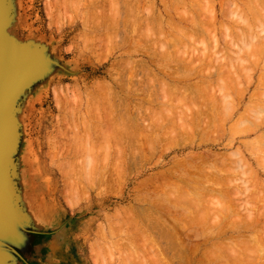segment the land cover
Instances as JSON below:
<instances>
[{
    "label": "rangeland",
    "instance_id": "rangeland-1",
    "mask_svg": "<svg viewBox=\"0 0 264 264\" xmlns=\"http://www.w3.org/2000/svg\"><path fill=\"white\" fill-rule=\"evenodd\" d=\"M45 1H47V0H8V2H7V5H8V11H9V16H8V18H10V20H9V22L7 23V24H3L2 25V30H3V32L7 35V36H9L10 35V37L14 40V41H16V43H21L22 45L24 44V45H27L28 47H33V48H35V50H40V49H42V53L45 55V57H46V60L43 62V64L44 65H46V66H48V71L47 70H45V73L44 72H41V73H39V77L37 78V81L36 82H34L26 91H23L21 94H20V98H19V100H18V102H17V105H15L14 106V108H13V111H12V114L15 116V113L17 114L16 115V117H15V123H14V126H15V129H16V131H17V148H16V150H15V153H14V155H13V162H12V165L14 164V162L16 161V160H18V161H16L15 162V173L19 170V167H20V170L21 171H19V185H20V187H19V185L17 184V180H18V178L16 179L15 177H17V176H13V175H11V178H12V181H13V183H14V186H15V189H17V190H19L18 191V196H19V198H16V205H17V207H18V212L19 213H21L22 215H21V217H23V211L21 210V206H24L23 208L25 209V211H27L28 213H29V209L31 210L30 211V213H31V215H29L30 216V218L32 219V221L33 220H36V222H38V224L40 225V226H37V227H32V226H30L28 223H26L25 221H24V224H22L21 226H22V228H24L25 230H27L28 231V233H29V235L30 236H28V238H27V242L29 243V244H32L33 242L37 245V247H38V244H40V245H42L43 247H39L38 249H37V252H34L33 253V250H32V248H31V246H29L28 248H27V250L22 254L21 252H18V251H16L17 253H18V257L17 256H15L14 255V260H12V261H14L16 264H129V262H126L127 260H129V259H133V258H129V259H126V258H123V257H126L129 253H130V247H129V245L131 244H133V243H135V241L134 242H127L128 240H127V236H129L128 234H127V232H130L129 230L131 229V227L133 228V224L135 223L134 221H137V220H135L134 218H139V220L136 222L137 224H138V222H139V224H140V226L139 227H141L142 229L144 228V230H146V227H147V230L146 231H148V228L152 225L153 227H151L152 228V230L153 229H155V227H156V225L155 224H158L157 223V212L156 211H158V209L157 208H159L158 207V203H162V200L163 199H165V198H162L161 199V197H163V196H161L160 197V195L162 194V195H164L163 193H161L160 195L158 194V193H155V194H148V193H152V191H150V192H147V191H145V190H143V185H147L148 183H150V182H148L149 180H154L155 181V179H156V177H159L158 176V174L160 173V174H162L161 172H164L165 171V169L167 170L168 168H170V167H172L173 165H177V164H173V163H175L174 161H177L176 163H178V165H180L178 168H177V170H179L180 172H179V174H180V176L184 179L185 178V181L189 184V181H187L188 179V177H189V179L190 178H193L194 180H196L197 178H198V176H195V175H197V174H190V175H188L189 173L188 172H190V169L192 168V166H194V165H197V162H199V161H207L208 163H210L211 165L212 164H214L213 163V161H215V159L217 158L216 156H218V155H220V157L222 156L223 158H224V160H222L221 162H222V167L225 165V167H224V169L221 167L220 168V170H223V171H221V176H222V178H221V181L222 182H217L219 179H217V181L216 180H214L213 181V183H215V181H216V185L215 186H213L214 184L213 183H211V182H209L208 183V185H206L205 184V187L207 188V189H209V191L207 190V192L209 193V194H206L207 192H205L206 190H204L203 192L205 193H203V195H205L204 196V198H203V195H201L202 196V199H200V197H198V196H200V195H198V192H196L197 193V195H196V193L194 192L193 193V191H192V193H190V195H192V196H195L194 198L195 199H198L199 198V200H198V202L200 201V200H202L201 201V203H204V205L202 204L201 206H200V208H201V210L202 211H204V212H201L200 213V209L198 208V210L197 211H199V212H197V215H198V217H199V214H202V213H204V215H203V217L206 215V213H207V216H205V220H206V223H204L205 222V220L203 221V223H200V221L197 223L196 221V223L198 224V225H196V226H193V225H195L196 223L195 222H193V220H191V222L190 223H195V224H193V225H191V224H189V229L188 228H186V230L188 229V231H190V230H192V231H190V232H188V231H185V227H187V222H184L183 221V223H185V224H183L182 223V225H181V221H179V223L178 222H174V224L175 223H178V224H180V225H178V227L176 226H174L172 223H169L170 225L169 226H171V224H172V229L171 228H168V232L170 233L171 231L172 232H174V233H172L171 232V235L168 233V232H165L164 234H163V236L161 235L162 234V231H163V229H160V228H157L156 230H158V231H160V230H162V231H160L159 233H160V235H157V234H159L157 231V233L153 230V231H151V229L149 228V231H151V232H153V235L152 236H154V238L153 239H155V238H157L158 239V237H161V238H165V240H164V246L163 247H165V242H166V237H169V235L171 236V238H172V235H173V237H179V238H173L172 240L174 241H171L170 240V242H173V243H175V244H177V246L175 245V247H177L178 248V246H179V244L181 245V242L180 241H182V245L180 246V248H178V249H180V251L178 250V249H176L175 251H179V252H181L182 253V250L184 251V253H182V254H185V257H186V255H188L187 257H186V259H185V261H186V263H188V264H210L211 263V261H210V256L208 255V254H214V256H212V257H214L215 258V253H214V251L216 252V254L217 253H219V251L218 250H216L217 248H219L220 246L219 245H217L216 246V243H217V241L218 242H221L220 243V245L222 244V247L224 246V249L222 248L221 249V252L219 253V254H217L216 255V257H219V255H221L220 256V258L221 257H227L228 258V256L230 255V258H226V261L228 262V260H229V262L227 263L225 260H221L220 262L218 261V260H216V262H214V264H218V263H220V264H235L236 262L238 263V264H244L246 261H251V262H248V264H256L257 262H259V260H260V262L259 263H257V264H264V258H262V257H264L263 255H264V249H263V247H264V242H263V240H264V227H262V226H264L263 224H264V216H262L261 218H259L260 217V215H262L261 214V212L260 211H262V208L264 209V207H263V203H264V200H263V196H264V166L261 168V166L262 165H264V162H262L261 164H260V162H261V159H260V161H258L257 159H258V157L260 158L261 157V155L259 154V150L257 149L258 147H256V145H257V143H256V140H254V138L256 137V135L258 134V133H256V132H253L252 130V132L250 131V132H245L244 134L243 133H240V132H244L245 131V129L243 128L244 126L246 127L247 126V124H245V125H243V127H242V125H241V128L239 127L238 129L239 130H236V128H234L235 130H236V132L237 131H240V132H238V133H236L235 131H234V129H233V131L231 132V130H230V132L231 133H233L234 135H233V137H232V134H229V132L227 133V134H225L226 132H224V134H225V136H223L222 135V132H223V130L224 131H228V128H230V125H232V123L234 124V121H235V117H236V119H237V117L239 116V113H241L242 114V112L244 111V108H248V107H252V105H253V103L255 102H250V99L249 98H251L252 97V95L255 93L256 94V84H258V92H257V94L259 93V92H261V93H263L264 92V79L262 78V77H264V74H263V72H264V68H263V66H264V56H262V57H260V56H258V58H256L255 57V60H257L255 63H254V58L252 57V56H249V51H248V49L246 50V48L247 47H245V44H247V45H249V43H246L245 42V40H243L244 41V43H241V42H243L242 41V36L241 35H243V33L246 31V28L244 27L243 28V26H241V22L240 21H238V20H234V19H237V18H231V17H229L230 19H232V21H236L235 23H233L232 21H230L229 20V18H228V16H230V15H228L227 16V14H229V13H224V14H226L225 16H223V14L222 15H217V16H215L216 17V21H215V26L213 25V26H211V25H208V24H211V22H212V19L211 20H208V21H210V23L209 22H207L208 24L206 25L205 23L206 22H204V24H201V22L202 21H205V18H206V14L208 13V11L210 12V9H208L207 10V13H206V11L205 10H203L204 9V7H202V5H203V3H205L203 0V2L201 1V3L202 4H200L201 6H200V8L202 7V9H201V11H200V9L199 8H197L196 6H195V4H197V2H194V3H189L188 5L190 6H193L192 7V9L190 8V9H187V8H185L186 6H184V5H180V8H178L177 7V10H179L178 12L180 13H177L178 15L177 16H181L182 14H183V16H184V18L186 17V15L187 14H190V16H191V19H189L190 17L189 16H187L188 18L187 19H189V20H194L195 18L197 19V22L195 23L194 22V24L196 25V27H200L199 25H198V22H199V20H198V18L200 17V21L201 22H199V24L200 25H203V27L204 28H199L200 30H201V32H203L204 31V29H205V27H206V29H205V31L207 30V28H209L210 27V29L212 28V27H215L214 29H216V32L212 35V36H214L215 34V37L217 38H215L214 37V39L211 41V39H210V37H212V36H205V34H207L205 31H204V33H203V35L201 34L200 36H199V34L198 33H196V34H198V36L196 35H194L193 36V38L195 37V40L192 38V40L190 41V39H189V37H188V35H186L187 37H188V39H189V41L187 40V38L186 37H184L185 35H183L182 37H180V38H178L177 40H175V42L177 43V45H179L180 44V46H179V48H177V50L175 49L176 48V43H174L175 45H173V42H172V37L170 38V36H168V35H166V39H167V37H169V39L171 40V42H172V46H174L173 48H170V51H169V53H171V51H172V56H173V58L174 57H177V55H178V57H177V59H181V57H179V55L180 56H182V57H184L183 59H182V61H184L185 59H189V57L192 59V55H193V57L194 56H196L197 55V57H198V54H199V57L197 58H195L194 57V59H192L193 60V62H195L194 64H196L197 66L199 65V68L196 66L195 68H197V70L199 69H203V67H201L200 68V66L202 65L203 66V62L202 61H204V59H202L203 57L206 59H208V53H209V51H211V49L212 48H214V44L212 43L214 40H216V41H218V44H219V47H218V49L217 50H219V52L220 53H218L217 54V52H214V50L212 49V51L214 52V53H216V55L218 56L219 54V58L217 59L218 61H216V63L214 62V60H216V58L217 57H215L214 56V60L213 59H211V57H210V59H208V60H210V62L206 59V68H204L203 70H202V74L203 73H205L204 74V76H205V79L207 78V81L208 82H210L211 80H212V82H214L215 81V83H216V80L215 79H219V80H217L218 82H220L219 84H218V82H217V84L220 86V84H223V86H225L226 84L229 86V78H228V76H227V73H229V72H227V71H225L227 68H228V66H229V64H230V66H229V68H228V70L229 69H231L232 68V65H234L235 64V66H236V64H237V71H236V69L234 70L235 71V73L236 74H238L240 77H239V79L240 80H238V79H236V80H238L237 82L236 81H234V84H237V83H240V85L238 86V85H236V87H237V89L239 90H237L238 92H240V93H236L237 91L236 90H233V91H235V93H233L232 91H230L229 93H227L228 94V96H225V97H227L228 99H226L225 98V100H227L226 102H228L229 103V99L231 98V101H233L234 100V102H235V104H234V106L233 107H235L234 109H235V111H233L234 112V114H232L234 117H230V118H228L226 115L227 114H229L230 115V112H231V110L233 109H230V112L228 113L227 111L228 110H226L225 109V106H227V103H225V102H223V103H225V105L221 102V101H223L222 99H220L219 100V98H218V96H220V95H218V94H222L221 92H218V91H216V92H210V94L208 93V94H205V95H207V96H209V97H211L210 99L209 98H207V100H205V99H202L203 97L202 96H199V95H197L196 96V99H198V101L200 102H197L196 104H198L197 106H196V104L194 103L195 102V100L196 99H194V97H192V98H190V97H185V99H183L184 98V96L181 98L182 99V101H184V100H187V101H191V100H193V101H191L192 103H190V102H185L186 104H188V105H186L185 103L184 104H182L181 103V101H179L180 100V97L178 96H174V95H172V97L174 96V98L173 99H175L176 97V103H173L174 105H172L171 103L173 102V101H175V100H173L172 99V97L171 96H169V95H165V98L164 97H162L161 95H160V100H161V97L162 98H164L165 99V101H164V99L162 100V101H164V102H167V103H165V106L163 105V102L160 104V105H162V106H164V107H162V108H160V111H162V112H159V109H158V111L156 110L157 108H156V106H154V105H151L150 106V109L148 110V111H150V112H148V114H149V117H147V116H145L146 114H144V116L145 117H147L146 119H150L151 117H152V119H151V122L149 121V120H147L146 122H145V124L148 126V127H150L151 126V124H152V122H153V124H154V122H155V124L153 125L154 127H155V125L157 124V122H160V120H162V124H161V126H162V129H164V130H161L160 131V133L158 134V135H156V136H158V140L157 139H153V143H154V153H153V151H150L151 153L150 154H154V156L153 155H151V157H149V152L146 154V153H144L145 155H146V157H145V155L143 154V152L140 154L139 152H141V151H144L145 149H143L142 148V145H143V140L142 139H138L137 137H132L131 138V140H130V138H128V137H126V134H123V135H125V136H122L120 139H119V141H118V143L121 141V143L122 144H118V146H116L115 144H113V142L112 141H108L107 140V136L105 137L104 135H106V127L107 126H109L108 124H106L107 123V121H108V117H106L102 112V108H96V107H93V106H91V105H94L93 103L96 101V98H94L95 97V95H96V93H95V91L96 90H94V88L95 87H92V85L94 84V82L95 81H103V82H108L109 83V81H113V79L114 80H116L117 81V79H122V78H119V76H118V74H117V72H116V74H117V76L114 74V71L112 72V71H110L111 70V68H112V65L116 62V61H118V60H120L121 59V49H119L118 47H123L125 44H123V46H122V43L124 42V43H126V45H128L127 47H132V45H131V43H130V38L132 37H135L136 36V34H138V32H140V30L137 32H133V34H129V32H131V29H132V31L135 29H137L135 26H133V20H132V18L130 19V17H126V15L124 16L125 18H129L130 20H132V21H129L128 19L126 20L125 18H124V20H126L127 22H128V24L129 23H131V25L133 26H131L132 28L130 29V25H125L126 24V22H124L125 24H124V28H125V26H128V27H126L125 28V31H127V30H129L130 29V31H128V34L129 35H127L126 37H128V39L127 38H125V34H123L125 31H123L124 30V28H123V26H122V28H119V27H121V26H119L118 27V30L119 29H121L120 30V33H118L119 31H113L112 30V33H114L115 35H116V33H117V37L118 36H120L121 38L123 37V35H124V39H123V41H122V39L120 38V37H116V36H114V34L112 35V33L111 34H109V35H112V41L111 42H109L110 40H106V46L104 45V42L103 41H105L104 39H105V35H104V33L103 32H105V34L107 33V32H111V31H109L110 29L108 28V30H107V27L104 29H102L103 31L101 32V34L103 33V37H104V39H102V36H101V39L103 40H101L103 43H101L102 45L97 49V50H93L94 49V47L92 48L91 47V49H87V47L89 46V45H87L86 43L88 42H86L85 41V39L87 40V38H88V36L89 35H86L85 37L86 38H83L84 36H83V29L87 26V28H88V26L89 27H91L92 26V24L90 25V21H93L92 19H91V17L89 18L88 17V14L87 13H89L90 14V12L88 11V12H86L88 9L87 8H83L82 7V5L80 6L79 4H78V6H76L75 4H77L79 1L78 0H76L75 1V4H71L70 6H68L69 8H66V9H64V10H62V12H61V14H60V16L58 17V18H55V17H53L52 15H55V12H53V14H51V16H52V18L50 17H48V15L47 14H49L50 12H48L47 11V9H46V5H45ZM153 1V0H152ZM157 4L160 2V0H154ZM168 0H164V2L167 4L168 2V4L167 5H170V2L172 1H168ZM225 1V0H224ZM224 1H223V7H224ZM228 0H226V2H227ZM235 1V0H234ZM237 1V0H236ZM239 1H240V3H239ZM249 1V3L252 1V0H248ZM248 1L247 0H238L237 1V4L235 5V9H234V12H236L237 13V9L236 8H238V6L237 5H239V7H242L243 5V7H246L247 5H249V3H248ZM263 1V0H262ZM81 2H83L84 3V0L83 1H80L79 3L81 4ZM86 2L88 3V2H90V0H86L85 1V6L87 5L86 4ZM233 2V0L231 1V3ZM82 3V4H83ZM132 3H133V0H132ZM134 3H135V0H134ZM211 4H212V2H210ZM209 2L208 3H206L204 6H206V8L208 7V5L207 4H210ZM236 3V2H235ZM242 3H243V5H242ZM247 5H246V4ZM264 3V2H263ZM194 4V5H193ZM226 4H230V2H228V3H226ZM226 4H225V7H227L226 6ZM233 4H234V2H233ZM233 4H230L229 6H228V9L230 10L231 8H232V6L234 7V5ZM242 6H241V5ZM45 5V6H44ZM84 5V4H83ZM199 5V4H198ZM197 5V6H198ZM213 6H214V4H212ZM232 5V6H231ZM75 6L77 7V8H75ZM80 6V7H79ZM184 6V7H183ZM189 6H188V8H189ZM190 6V7H191ZM210 6V5H209ZM230 6H231V8H230ZM263 6H264V4H263ZM262 6V7H263ZM181 7L183 8V9H181ZM194 7H196L195 8V10L196 11H198L197 9H199V11L198 12H203V15H201L202 13H199L201 16H197V13L198 12H194ZM199 7V6H198ZM212 7V6H211ZM215 7V6H214ZM222 7V8H223ZM224 7V8H225ZM71 8V9H70ZM74 8V9H73ZM205 8V9H206ZM224 8H223V10H224ZM76 9V10H75ZM78 9V10H77ZM83 9V10H82ZM217 9L218 8H216L215 10L217 11ZM227 9V10H228ZM258 9V8H257ZM11 10V11H10ZM177 10H176V12H177ZM187 10H190L191 12H192V10H193V14H191V13H189ZM227 10H225L224 12H228ZM233 11V10H232ZM264 11V10H263ZM11 12V13H10ZM48 12V13H47ZM144 12V11H143ZM183 12H185L186 13V15H184V13ZM234 12H230V14H232V15H235V13ZM211 13V12H210ZM258 13H260V11H258ZM257 13V14H258ZM264 12H262V14H263ZM86 16V18L87 19H91V20H87L86 22H90L89 24L88 23H86L85 25L86 26H84V27H82L81 26V23L83 22V21H85L86 20V18L84 17V18H82L84 15ZM195 14V15H194ZM257 14H256V16H257ZM130 15V14H129ZM212 15H213V13H212ZM212 15H210V18L212 17ZM231 15V16H232ZM260 15H261V13L260 14H258V17H259V20L260 21H258L256 18L254 19V17L252 18H250L249 19V17L247 16V18L245 17V19H248V20H245L246 22L247 21H249L250 22V26H249V28H251V31H255L254 33L253 32H251V36H253V39H254V36L255 35H257V32L262 28L261 26H264V14H263V17L261 16L260 17ZM183 16H181V17H183ZM193 16H196L195 18L193 17ZM208 16V15H207ZM205 17V18H204ZM225 17V18H224ZM237 17V16H236ZM194 18V19H193ZM202 18H203V20H202ZM209 18V19H210ZM218 18V19H217ZM220 18H221V20H220ZM149 19V18H148ZM148 19H146L147 20V22H149V23H151L150 24V26L148 25L149 23H146V21L142 24V25H140V22H138L139 23V25H137V23H136V25H137V27L138 26H142L141 28L140 27H138V29H141V30H147L148 32H149V30H148V28L150 29V27L151 28H153L152 27V25H154V23H153V21L152 20H150V21H148ZM254 19V20H253ZM72 20V21H71ZM123 20V19H122ZM222 20H223V22H225V23H227L226 25H229V26H227V28L228 27H230V29L232 28V27H234V30L235 29H237V30H239L238 32H236V30L234 31L233 30V28L231 29V30H229V28H228V31L230 32L228 35L229 36H231L232 35V38H234L235 40L236 39H238V37H239V35H240V39L239 40H241V41H239V40H237V42H235V40H234V42H233V40H232V44H233V47L235 46V45H237V46H235L236 47V49H237V51H238V46L240 47V50L239 51H241V49H243V51H247L246 52V54H245V52H242L243 54H241L240 52H238V53H240V55L238 56V54H237V51H236V49H235V47L233 48L232 47V45H230L229 46V44H230V42H231V39H230V37H228L226 34V32H227V30H226V34L224 33V29H226V25L224 26V28L223 27H221V29H219V21H221L220 23H221V25L223 24V22H222ZM229 20V21H228ZM261 22V24L259 23L258 24V22ZM228 21V22H227ZM255 21L257 22V24H255ZM230 22H232V23H230ZM237 22H240V24L238 23V26H236L237 24ZM85 22H83V24H84ZM135 23V22H134ZM145 23L148 25V28L146 29L145 27L143 28V26L145 25ZM224 23V24H225ZM254 23V24H253ZM213 24V23H212ZM223 24V25H224ZM236 24V25H235ZM248 24V23H247ZM194 25V26H195ZM198 25V26H197ZM222 25V26H223ZM243 25V24H242ZM256 25H260V27H258L257 28V30H255V27H257ZM117 27V26H116ZM116 27H114V29L116 28ZM135 27V28H134ZM196 27H194V28H196ZM238 27V28H237ZM243 28V29H239V28ZM253 27V28H252ZM86 28V29H87ZM193 28V29H194ZM197 28V29H198ZM127 29V30H126ZM197 29L194 31V32H196L197 31ZM210 29H209V31H210ZM213 29V30H214ZM218 29V30H217ZM264 29V28H263ZM261 30L260 32H258V33H260L259 34V36L260 35H263V33H264V30ZM82 32H81V31ZM155 30V28L154 29H150V32L149 33H147V37L151 34V31H154ZM203 30V31H202ZM212 30V29H211ZM223 31V32H220V31ZM241 30H243L242 31V34H240L241 33ZM107 31V32H106ZM199 31V30H198ZM197 31V32H198ZM248 31V30H247ZM85 32V31H84ZM116 32V33H115ZM123 32V33H122ZM143 32V31H142ZM156 31H154V33H155ZM166 32H168V31H166ZM82 33V34H81ZM126 33V32H125ZM200 33V32H199ZM211 33H212V31H211ZM210 33V34H211ZM224 33V38L221 36L222 34ZM237 33V34H236ZM252 33H253V35H252ZM127 34V33H126ZM152 34H153V32H152ZM156 34V33H155ZM210 34H208V35H210ZM239 34V35H238ZM247 34V32H245V35ZM250 34V33H249ZM255 34V35H254ZM85 35V34H84ZM108 35V33H107V35L106 36H109ZM130 35H132V36H130ZM135 35V36H134ZM142 35H145V32L144 33H142ZM142 35H141V37H142ZM154 35V34H153ZM152 35V37H154ZM248 35V34H247ZM246 35V36H247ZM91 36V40H92V34L90 35ZM114 36V37H113ZM130 36V37H129ZM138 36V35H137ZM136 36V37H137ZM139 36H140V33H139ZM138 36V37H139ZM151 36V35H150ZM238 36V37H237ZM245 36V37H246ZM258 36V35H257ZM111 37V36H110ZM107 38V39H111V38ZM135 37V39H137ZM144 37V36H143ZM146 37V36H145ZM204 39H203V38ZM226 37H228L229 38V41H228V38L226 39ZM243 37H244V35H243ZM250 37V36H249ZM249 37H247L246 38V41L247 40H249L248 38ZM261 37V36H260ZM259 37V38H260ZM263 37H264V35H263ZM262 37V38H263ZM140 38V37H139ZM185 38H186V40H185ZM213 38V37H212ZM225 39L226 41H224V40H221V39ZM256 38V37H255ZM262 38H260V39H262ZM90 38H88V40H89ZM117 39V40H116ZM121 39V42L119 41ZM166 39L164 40V41H166ZM169 39H168V43L170 44L171 42L169 41ZM184 40V42L182 41V40ZM210 39V40H209ZM244 39V38H243ZM258 39V38H257ZM256 39V40H257ZM129 42L128 44H127V42ZM84 41H85V45L87 46H85L84 45ZM107 41H108V43H110V44H107ZM132 41V40H131ZM143 41V40H142ZM141 41V42H142ZM181 41H182V46H181ZM194 41H198L197 43L196 42H193ZM200 41V42H199ZM207 41V42H206ZM250 41H252L251 40V38H250ZM255 41V40H254ZM260 41V40H259ZM259 41H257V42H259ZM119 42L121 43V45H118V47H116L117 45V43L119 44ZM167 42V41H166ZM211 42V43H210ZM225 42H226V44H225ZM227 42H229V43H227ZM239 42V43H238ZM248 42V41H247ZM256 42V41H255ZM260 42H263V40L262 41H260ZM26 43V44H25ZM33 43V44H32ZM41 43V44H40ZM112 43V44H111ZM203 43V44H202ZM31 44V45H30ZM90 44V46H93L94 44H92L91 42L89 43ZM142 44V43H141ZM164 44H165V42H164ZM186 46H185V45ZM191 44V45H190ZM202 44V45H201ZM217 43H216V45H218ZM256 43H254L253 42V45L254 46H256L255 45ZM110 45V46H109ZM125 45V46H126ZM171 45V44H170ZM227 45V46H226ZM252 45V44H251ZM250 45V46H251ZM82 46H84V47H82ZM90 46H89V48H90ZM106 48H108V49H106ZM161 46V45H160ZM204 46L206 47V49H202V48H204ZM213 46V47H212ZM225 46H226V48H225ZM159 47V46H158ZM178 47V46H177ZM181 47V48H180ZM216 47V46H215ZM231 49H230V48ZM242 47H244V48H242ZM82 48H84V51L82 50ZM157 48V47H156ZM165 48V47H164ZM163 48V49H164ZM169 48H168V50H169ZM183 48H184V50H183ZM186 48H188V49H186ZM253 48V47H252ZM87 49V50H86ZM131 49V48H130ZM151 49V48H150ZM152 49H154V48H152ZM173 49V50H172ZM179 49V50H178ZM190 49H192V50H190ZM194 49V50H193ZM210 49V50H209ZM215 49V48H214ZM227 49V50H226ZM93 50V51H92ZM109 50V51H108ZM182 50V51H181ZM224 50V51H223ZM108 51V52H107ZM180 52V53H178V52ZM188 51V52H187ZM191 51V52H190ZM192 51L194 52L195 51V55H194V53H192ZM204 51V52H203ZM208 51V53H207V55L205 54V52H207ZM212 51H211V53H212ZM216 51V50H215ZM83 52V53H82ZM93 52V53H92ZM175 52H176V54H175ZM190 52V53H189ZM186 53V54H185ZM196 53H198V54H196ZM236 53V54H235ZM42 54V55H43ZM94 54V55H93ZM121 54V55H120ZM171 54H169V55H167L168 57H167V59L169 60L170 58H172L170 55ZM173 54H175V55H173ZM184 54V55H183ZM202 54H205L206 55V57L205 56H202ZM213 54V53H212ZM223 54V55H222ZM189 55V56H188ZM211 55V54H210ZM243 55V56H242ZM187 56V57H186ZM200 56H202V58H200ZM213 56V55H212ZM232 57V58H231ZM237 57H240L242 60V62H243V58H244V62H243V64L241 63V61L239 60L240 58H238V60H237ZM260 57V58H259ZM132 59H134L135 61H138L139 59L140 60H142V54L140 55V54H136L135 56H132L131 57ZM172 58V59H173ZM200 58V62H197L198 60H196V59H199ZM223 58V59H222ZM236 58V59H235ZM252 58V59H251ZM172 59H171V61H172ZM221 60V63L219 62L220 60ZM232 59V63H234V64H232L231 65V63L229 62L230 60ZM250 59V60H249ZM144 60L146 61L147 60V58H144ZM166 60V59H165ZM164 60V61H165ZM176 60V59H175ZM195 60V61H194ZM235 60V61H234ZM173 61H174V59H173ZM187 61V60H186ZM207 61H208V64H207ZM213 61V62H212ZM236 61H237V63H236ZM239 61H240V63H239ZM185 62V61H184ZM223 62V63H222ZM246 62H247V64H248V66H247V64H246ZM260 62V63H259ZM200 63H202L201 65H200ZM227 63H229L228 64V66H227V68H226V65H224V64H227ZM245 63V64H244ZM256 63L257 64H259V65H257V66H255L256 65ZM154 64V63H153ZM215 64H216V67H215ZM238 64H240V65H238ZM207 65H208V68H209V71H208V68H207ZM214 65V66H213ZM221 65H223L225 68H224V71L225 72H222L223 70H222V68H223V66H221ZM243 65V66H242ZM250 65V66H249ZM242 66V68L244 69V67H245V69L243 70L242 68H240ZM205 67V66H204ZM215 69H214V68ZM221 67V68H220ZM231 67V68H230ZM235 67H233L232 69H234ZM239 68H240V71H239ZM250 68V69H249ZM252 68V69H251ZM257 68V69H256ZM218 71H217V70ZM222 71H221V70ZM231 69V71H233ZM247 69H249V71L247 70ZM115 70H118V69H115ZM182 70H183V72H182ZM181 71H180V74H182V75H180L179 74V76L181 77H184L185 75H187L188 74V72L186 71L187 69H182ZM243 70V71H242ZM47 71V72H46ZM185 71V72H184ZM204 71V72H203ZM213 71V72H212ZM245 71V72H244ZM120 72V71H119ZM118 72V73H119ZM182 72V73H181ZM206 72H209V73H206ZM217 72H219L218 73V76L216 77L215 76V73H217ZM238 72V73H237ZM251 72V73H250ZM113 73V74H112ZM213 73V74H212ZM225 73V74H224ZM234 73V74H235ZM240 73V74H239ZM244 73V74H243ZM249 73V74H248ZM111 74V75H110ZM184 74V75H183ZM206 74H208L207 76H206ZM235 74V75H236ZM262 76H261V75ZM119 75H121V77H122V74H119ZM209 75H210V77H209ZM214 75V76H213ZM225 75V76H224ZM220 76V77H219ZM221 76H222V78H221ZM227 76V77H226ZM237 76V75H236ZM250 77V78H248V77ZM252 76V77H251ZM258 76H261V79L258 77ZM110 77H113V78H111L112 80H110ZM212 77V78H211ZM234 75H233V80H235L234 79ZM223 78H225L223 81H225L226 80V78H227V83H222V79ZM236 78V77H235ZM238 78V77H237ZM260 79V80H257V79ZM208 79H210V80H208ZM250 79H251V81H250ZM119 82H122V80H118ZM117 81V82H118ZM207 81H206V83H207ZM258 81V82H257ZM212 82H210V83H212ZM236 82V83H235ZM248 82V83H247ZM214 83V84H215ZM208 84V83H207ZM263 84V85H262ZM216 85V84H215ZM226 85V86H227ZM242 85V86H241ZM249 85V86H248ZM261 85V86H260ZM79 87L78 88V90H76V88L77 87ZM94 86V85H93ZM225 86V87H226ZM231 86V85H230ZM229 86V87H230ZM76 87V88H75ZM156 87H157V85H156ZM155 87V90L154 91H156V90H158L157 88ZM222 88V87H221ZM66 89L68 90V91H66ZM223 89H224V87H223ZM230 89V88H229ZM228 89V90H229ZM61 90V91H60ZM73 90V91H72ZM85 90H86V92H85ZM94 95H92L93 97H90V95H91V93H88L89 91ZM92 90V91H91ZM231 90V89H230ZM255 90V92H253ZM260 90V91H259ZM215 91V90H214ZM227 91V89L225 90V92ZM61 92V93H60ZM95 94H94V93ZM224 92V91H223ZM64 93L66 94V95H64ZM211 93H215V96L213 95V94H211ZM260 93V94H261ZM62 94V95H61ZM72 94H74V95H72ZM86 94H89V95H86ZM226 94V95H227ZM238 94V95H237ZM242 94H243V97H242ZM257 94H256V96H257ZM70 95L71 96V99H70V96L68 97V96ZM202 95V94H201ZM204 95V94H203ZM214 96V98L215 97H217V98H213V96ZM216 95H218V96H216ZM237 95V96H236ZM239 95H241V97L239 98ZM56 96H57V98H56ZM62 96H65L66 98H67V100H70L69 102L67 101L66 102V105L65 106H67V107H65L64 106V99H65V97H62ZM73 96H75V97H73ZM86 96H88L89 98H90V100H88V102H93V103H90V104H88V102H87V106H89V107H93L94 108V110L93 111H91L92 110V108H90L91 110H89V111H91V114H93L92 112H95V110L96 109H100L99 111H102L100 114H101V116L102 115H104V117H105V119H103V117H102V119L104 120V121H106V122H104V121H102L101 123H102V125L104 126V128H103V130H105V131H102V129L101 130H99L98 129V127L96 126V125H94V127H93V124H96L95 122V120L97 119L96 117H97V115H95L94 116V114L93 115H91V116H94L95 117V119H93L91 116V119H89V117H87V114H89V111H85V109H86V100L88 99V97H86ZM166 96H168V97H170V98H168V100H167V98H166ZM224 96V95H223ZM230 96V97H229ZM259 96V95H258ZM76 99L77 101H78V98H79V103L80 104H82V106L76 101H74L75 103H77L76 105H78V107H75V108H72V107H74L75 106V103L74 102H72L74 99ZM201 97V98H200ZM238 98V100H240V99H242V102L241 101H237V98ZM64 98V99H63ZM187 98V99H186ZM200 98V99H199ZM236 100H235V99ZM55 99L57 100V99H59L60 100V102L61 103H57L56 101H55ZM63 99V100H62ZM95 99V100H94ZM169 99H170V101H169ZM211 99H214V101L213 100H211ZM216 99L218 100L217 101V103L220 105L221 104V106H219L218 104H216V106L218 107L219 106V108L220 107H222L224 110H225V113L227 112V114L225 115V113L221 110L222 108H220V110H218L219 112H222L220 115L217 113H215V115H218V116H216L215 117V119L216 120H218L219 121V123L221 124H219L218 122H216V126H213L212 128H205V129H202L203 131H204V133H203V131H202V133H201V131H197L196 129H194V131H193V129L192 130H189V129H185V127L183 128V126L182 125H180V123H182V124H184V126L186 125L185 123H187V121L188 120H191L192 118L191 117H193L192 115H193V113H195L194 114V117L193 118H195V116L196 117H200L201 118V116H199V112H200V114H201V112L203 111V109H207L209 106H210V104L212 105V103L213 102H216ZM224 99V98H223ZM91 100H94V101H91ZM167 100V101H166ZM205 100V101H204ZM210 100V101H209ZM82 101V102H81ZM172 101V102H171ZM204 101V102H203ZM213 101V102H212ZM230 101V102H231ZM63 102V103H62ZM168 102H170V105L171 106H169V103ZM203 102V103H202ZM210 102V104H208ZM233 102V103H234ZM236 102L238 103L237 104V106L238 105H240L241 107H239V109H237V106H235L236 105ZM67 103H68V105H67ZM71 103H73V106H72V104ZM206 103V104H205ZM55 104H58L57 106L55 105ZM61 104H63L62 106H60ZM70 104H71V106L72 107H70ZM176 104H179L178 106H176ZM195 104V106H193ZM166 105L167 106H169V107H166ZM60 106V107H59ZM69 106V107H68ZM94 106H96V105H94ZM186 106V107H185ZM201 106V107H200ZM246 106V107H245ZM248 106V107H247ZM16 107V108H15ZM62 107V108H61ZM80 107H81V109H80ZM100 107H102V106H100ZM151 107L153 108V109H151ZM172 107H174V108H172ZM196 107V108H195ZM198 107H199V109H200V111L198 110ZM206 107V108H205ZM64 108V109H63ZM67 108V109H66ZM70 108H72V109H70ZM78 108V109H77ZM88 108V107H87ZM96 108V109H95ZM169 108V109H168ZM170 108H171V110H170ZM176 108V109H175ZM218 108V109H219ZM241 108V109H240ZM19 109V110H18ZM69 109H70V112H68L69 111ZM89 109V108H88ZM87 109V110H88ZM119 109H121L120 107H118V110ZM164 109H166V110H164ZM172 109H174V110H172ZM211 108H208L207 109V111H206V113H208V111L210 110ZM233 109V110H234ZM238 111H240V112H237V110ZM67 110V111H66ZM78 110H80L79 112H78ZM109 110V109H108ZM108 110L106 109V111L108 112ZM117 110V109H116ZM154 110H156V111H154ZM170 112H169V111ZM195 110V111H194ZM196 110L198 111V112H196ZM247 110V109H246ZM71 111H73V112H71ZM74 111H75V113H77V114H74ZM120 111V110H119ZM119 111H116L115 112V110H114V112H115V114L117 113L118 114V116H117V120H118V117H119V120H121L120 121V125H122V126H124V124H125V122L127 123L128 121L127 120H129L130 121V116H127V117H129V119H127V117H126V112H123V111H121V113L123 112V113H125V114H123L122 113V116L120 115V112ZM165 111V112H164ZM172 111V112H171ZM175 111V113H173ZM177 111V112H176ZM178 111H179V113H180V116H179V113H178ZM181 111V112H180ZM194 111V112H193ZM64 112V113H63ZM68 112V113H67ZM88 112V113H87ZM96 112H97V110H96ZM107 112H106V115H107ZM119 112V113H118ZM151 112H153L152 114H150ZM155 112V113H154ZM157 112H158V114H159V116L158 115H156L157 114ZM166 112L167 113H172V114H170L169 116H168V114H166ZM182 112H183V114H182ZM185 112V113H184ZM210 112V111H209ZM216 112H217V110H216ZM232 112V113H233ZM80 114V117L78 118V115ZM98 113V112H97ZM96 113V114H97ZM110 113V112H109ZM146 113V112H145ZM160 113L162 114V115H160ZM163 113H165V114H163ZM178 113V114H177ZM224 113V115L225 116H223L222 114ZM238 113V114H237ZM70 116L71 114L72 115H74L73 117H74V121H79L78 123L79 124H77V127H78V125H79V127H80V124H81V129H80V131H81V133H79V137H80V134H82L81 136L82 137H84L83 139H84V141H82V142H78V140L76 141V144L78 143V145H81V146H78L77 145V153L78 154H76L77 155V157H76V155L74 156L75 157V159H74V157L72 156V157H70V159L69 160H65V163L66 162H68L69 164L70 163H72L73 161H74V164H71V169H69V167H70V165H68L67 164V167L66 166H64V168L63 169H61V170H59L58 171V168H56V164H58V162L56 163V161L55 160H52L51 162H50V160L49 159H51L50 157H49V155L51 154L50 152L52 151H50L49 150V147H48V145H47V143L48 144H50L51 142H50V140H47V139H49V136L51 135V132H52V130H53V125L56 123V121L59 119V118H62L63 116H67L68 118H69V116ZM99 114V113H98ZM114 114V113H113ZM210 114V113H209ZM20 115V116H19ZM84 117L85 115H86V117L84 118V119H86L85 121L87 122V120L88 121H90L88 124H89V129H90V124H91V122H93V124H91V129H90V132L91 133H89V134H83V132L84 131H82L83 130V128H84V125H83V123H84V120H82V116ZM90 115V114H89ZM109 115V114H108ZM120 115V116H119ZM151 115H154V116H151ZM164 115V116H163ZM178 116V118H177V116ZM185 115H187V116H185ZM214 115V116H215ZM228 115V116H229ZM237 115V116H236ZM18 116V117H17ZM114 116V115H113ZM155 116H156V118H155ZM164 117V120L162 119V117ZM173 116H175L174 118H173ZM185 118H184V117ZM190 116V117H189ZM209 116V115H208ZM212 116V115H211ZM122 117V118H121ZM123 117H126V119L124 118L123 119ZM153 117L155 118V119H153ZM158 117H161V119H159ZM169 117H170V120H169ZM217 117H219L218 119H217ZM222 117V118H221ZM224 117V118H223ZM228 118V119H226V118ZM80 118H81V120L83 121V123H81L82 121L80 120ZM172 118V119H171ZM180 118V119H179ZM203 119H204V117H202ZM213 118V117H212ZM145 119V120H146ZM158 119H159V121H158ZM166 119V120H165ZM168 119V120H167ZM176 119V120H175ZM187 119V121L185 122V120ZM222 119V121H220ZM231 119V120H230ZM116 120V121H117ZM118 120V121H119ZM125 120V121H124ZM153 120V121H152ZM156 120V121H155ZM172 120V121H171ZM173 120H174V122H176L177 123V125L179 124V127L181 126V132L179 131L180 129H179V127L178 128H176L175 127V123L173 122ZM225 120H226V122H227V120H230V121H228L227 123L225 122ZM116 121H114V122H116ZM117 121V122H118ZM123 121H124V123H123ZM131 121H133L132 119H131ZM164 121H166V122H164ZM232 121V122H231ZM54 122V123H53ZM76 122V123H77ZM116 122V123H117ZM147 122H149V123H147ZM179 122V123H178ZM20 123H22V124H20ZM101 123L99 122V125H98V122H97V125L98 126H102L101 125ZM119 123V122H118ZM117 123V124H118ZM133 123H135V125L133 124ZM86 124V123H85ZM88 124H86L87 126L85 127V128H87L86 129V133L87 132H89L88 130ZM105 124V125H104ZM115 124V123H114ZM117 124H115V126L116 127H118V125ZM129 124V123H128ZM133 124V125H132ZM136 124H137V126H136ZM149 124V125H148ZM219 124V125H218ZM222 124H223V126H222ZM131 125V126H130ZM130 125H128L127 126V124H126V126H124V127H122L123 128V130L125 131V129L128 127H130V132L132 133V131H136V133L138 132V134L137 135H139V131H137L138 130V128H139V126H138V123H136L135 121H133V122H130ZM157 125H159V124H157ZM156 125V126H157ZM169 125H172V127L170 126L169 127ZM18 126V127H17ZM83 126V127H82ZM102 126V127H103ZM147 126H146V128H147ZM167 126H168V128H170L169 130L167 129ZM99 127V128H100ZM101 127V128H102ZM138 127V128H137ZM164 127V128H163ZM175 127V128H174ZM248 128L250 127V125L249 126H247ZM84 128V129H85ZM94 128H97L98 130L97 131H93V129ZM106 128V129H105ZM109 128V127H108ZM127 128V129H128ZM137 130H136V129ZM174 128V130H172ZM187 128H189V127H187ZM243 128V129H242ZM247 128V129H248ZM110 129V128H109ZM109 129H108V132H109ZM114 129H116V131H118V132H120L121 131V129H120V131L119 130H117L118 128H115L114 127V125H113V131H114ZM126 129V130H127ZM175 129H177V130H175ZM253 129V128H252ZM170 130H172L171 131V133H170ZM242 130V131H241ZM244 130V131H243ZM76 131V130H75ZM74 131V132H75ZM100 131V133H98ZM101 131L103 132V136H101ZM123 131V132H124ZM163 131H164V133H163ZM169 131V132H168ZM174 131V133H172ZM175 131H177L178 132V134H176L177 132H175ZM183 131L185 132V133H183ZM191 131H193L195 134H196V132H198L196 135L193 133V132H191ZM104 132H105V134H104ZM115 132V131H114ZM118 132H115V133H118ZM129 132V131H128ZM168 132V134H170V136L169 135H167L166 133ZM188 132L189 133H191V134H188ZM215 132V133H214ZM258 132H260L261 133V131H258ZM121 133V132H120ZM125 133H127V131H125ZM130 133V134H131ZM134 133V132H133ZM187 133V134H186ZM259 133V134H260ZM90 134H91V137H90ZM98 134H99V136H98ZM109 134V133H108ZM130 134H128V136L130 135ZM164 134H165V136L167 135V137H165L164 136ZM175 135V137H173V135ZM192 134H194V135H192ZM220 134V135H219ZM239 134H242V135H239ZM70 135V134H69ZM89 135V142L87 143L86 142V140L88 141V139H86L87 138V136ZM115 135V134H114ZM119 136H120V134H118ZM122 135V134H121ZM164 136V138L166 139L167 138V140H165L164 138H163V136ZM179 136V138H178V136ZM183 135V136H182ZM185 135V136H184ZM186 135H190V136H192V138L191 137H189V136H186ZM231 135V136H230ZM238 135V136H237ZM95 136H97V137H95ZM109 136V135H108ZM182 136V137H181ZM195 138H194V137ZM225 137V138H223V137ZM81 137V138H82ZM86 137V138H85ZM100 137V138H99ZM103 137H105V138H103ZM110 137V136H109ZM108 137V138H109ZM131 137V136H130ZM139 137V136H138ZM173 137V138H172ZM185 137V138H184ZM47 138V139H46ZM81 138H79V139H81ZM125 138H128L132 143H130V141L128 140V139H125ZM136 138L138 139V140H136ZM171 138V139H170ZM175 138V139H174ZM183 138V139H182ZM76 139V138H75ZM92 139V140H91ZM98 139H100V140H98ZM105 140V141H103V140ZM110 139V138H109ZM135 139V140H134ZM168 139H170V141L168 140ZM194 139V141H192V140ZM256 139V138H255ZM46 140H47V142H46ZM98 140V141H97ZM135 141L134 143H133V141ZM139 140H140V142H139ZM161 140H163V142L161 141ZM173 140V141H172ZM190 140V141H189ZM231 140H233V141H231ZM246 140H247V142H246ZM99 141H101L100 143H98ZM125 141V143L123 144V142ZM129 141V142H128ZM185 141V142H184ZM243 141V142H242ZM248 141H250V142H248ZM255 141V142H254ZM91 142V143H90ZM103 142V143H102ZM161 142V143H160ZM176 142H178V143H176ZM190 142H193V143H191L190 144ZM207 142V143H206ZM231 142V143H230ZM239 142H241V143H239ZM255 144V146L252 144ZM102 143V144H101ZM129 143V145H127L126 146V144H128ZM135 143H136V145H135ZM140 143V144H139ZM142 143V144H141ZM152 143V144H153ZM172 143V144H171ZM201 143V144H200ZM205 143V144H204ZM217 143V144H216ZM229 143V144H228ZM246 145V147H245V145ZM101 144V145H100ZM190 144V145H189ZM194 144V145H193ZM226 144V145H225ZM241 144H243V145H241ZM251 144V145H250ZM84 145V146H83ZM87 145V147L85 148V146ZM89 145V146H88ZM97 145H99V146H97ZM104 145V146H103ZM112 145V146H111ZM113 145H115V146H113ZM130 145H133V147L132 146H130ZM256 147L255 149H254V147ZM103 146V147H102ZM110 147V149H109V147ZM122 146V147H121ZM125 146H126V148H125ZM135 146V147H134ZM153 146V145H152ZM177 146V147H176ZM231 146V147H230ZM48 147V148H47ZM91 147V148H90ZM95 147V148H94ZM97 147V148H96ZM101 147L103 148V149H101ZM104 147H105V151H104ZM127 147H128V149L131 147L132 149H129V151H127L128 149H127ZM138 147V148H137ZM249 147V148H248ZM26 148V149H25ZM85 148V149H84ZM122 148H124L125 150H126V152H125V150L124 149H122ZM135 148V149H134ZM139 148H140V150H139ZM141 148L143 149V150H141ZM152 148V147H151ZM165 148V149H164ZM171 148V149H170ZM108 149L110 150V153L108 152ZM114 149V150H113ZM117 149V151H119V149H121V151L122 150H124V151H122V152H125V155H124V153L122 154L123 156L121 157V159H120V161H119V165H116L117 163H116V161L115 162H113L114 161V158H116L115 156L118 154V157H119V154L120 153H117L115 150ZM137 149L139 150V151H137ZM153 149V148H152ZM49 150V151H48ZM85 150V151H84ZM87 150V151H86ZM89 150V151H88ZM107 150V151H106ZM136 150V151H135ZM252 151V154H250V152H247V151ZM113 151H115L116 152V154H115V152H113ZM120 151V152H121ZM132 151V152H131ZM148 151H149V149H148ZM236 151H238V153H240V154H236L235 156H236V159H234V161H233V158H234V153H236ZM254 151V152H253ZM106 152V154L104 155V153ZM107 152H108V157L106 156L107 155ZM128 152V153H127ZM133 152H135V153H137L138 152V154H135V156H134V153ZM234 152V153H233ZM50 153V154H49ZM114 153V154H113ZM140 154V155H139ZM149 154V155H148ZM194 155V156H192V155ZM227 156H225V155ZM229 154V155H228ZM232 154H233V156H232ZM103 155V156H102ZM133 155V156H132ZM143 155V156H142ZM191 157H190V156ZM225 157H224V156ZM19 158H18V157ZM87 156V158H85ZM95 156V157H94ZM142 156V157H141ZM229 156V157H228ZM239 156V157H238ZM23 157V158H22ZM132 157V158H131ZM197 159V161H196V159ZM199 157H201V158H199ZM219 157V156H218ZM240 158V160H241V162H240V160L238 159V158ZM243 157V158H242ZM17 158V159H16ZM88 158H89V160H90V162H89V160H88ZM120 158V157H119ZM119 158H117V159H119ZM136 158V159H135ZM148 158V159H147ZM151 158V159H150ZM222 158V159H223ZM228 158V159H227ZM242 158V159H241ZM125 161H124V160ZM178 159H179V161H178ZM181 159V160H180ZM182 159L183 160H185V163H183L184 161H182ZM221 159V158H220ZM20 160V161H19ZM73 160V161H72ZM97 160V161H96ZM113 160V161H112ZM116 160V159H115ZM132 160V161H131ZM134 160V161H133ZM144 160V161H143ZM160 160V161H159ZM236 160V161H235ZM246 160V162H244ZM69 161H71V162H69ZM88 161V162H87ZM122 161V162H121ZM182 161V163H180ZM238 161H239V163L241 164H239L238 163ZM259 163H258V162ZM18 162V163H17ZM78 162V163H77ZM123 164V165H121V163ZM157 162V163H156ZM188 164H187V163ZM226 162V163H225ZM227 162H229V163H227ZM237 162V163H236ZM243 162H244V164H243ZM52 163V164H51ZM86 163H87V166H89V167H87L86 166ZM88 163H89V165H88ZM92 163L94 164V165H92ZM111 163H113V165L111 164ZM231 163V164H230ZM247 165H246V164ZM23 164V165H22ZM50 164V165H49ZM76 164H78V165H76ZM80 164V165H79ZM106 164V165H105ZM182 164H184V165H182ZM238 165V167L236 166V165ZM251 164V165H250ZM12 165L10 166V167H12ZM21 165V166H20ZM75 165V166H74ZM91 165H92V167H91ZM114 166V167H112L113 168V170L111 169L110 170V168H111V166ZM220 165H221V163H220ZM243 165H246V166H243ZM261 165V166H260ZM94 166V167H93ZM117 166L119 167V166H121V167H119L118 168V170H117ZM189 166H190V168H189ZM227 166V167H226ZM233 166H235V167H233ZM247 166L249 167V168H247ZM72 167L74 168L73 170H72ZM76 167V168H75ZM240 167V168H239ZM244 167L246 168V169H244ZM84 168H86V169H84ZM124 168V169H123ZM25 169V170H24ZM67 170L68 169V171H63L62 172V170ZM82 169V170H81ZM92 169H94V170H92ZM101 169V170H100ZM114 169L116 170V171H114ZM121 169H122V171H121ZM229 169V170H228ZM240 171H239V170ZM242 169H244V170H242ZM70 170H71V172H70ZM89 170V171H88ZM125 170V171H124ZM232 170V171H231ZM246 170V171H245ZM250 170H252L253 171V173H251V171ZM263 170V171H262ZM49 171H52V175L49 173ZM62 173H61V172ZM72 171H73V173L75 174L76 172H77V174L76 175H73V173H72ZM79 171H81V172H79ZM111 171L113 172L112 174L113 175H111ZM120 171V173H118ZM184 171V172H183ZM236 171V172H235ZM238 171V172H237ZM59 172H60V174H59ZM87 174H86V173ZM93 172V173H92ZM96 172V173H95ZM115 172V173H114ZM223 172V173H222ZM233 172H235L234 173V175H232L233 174ZM263 172V174H261ZM64 173V174H63ZM68 173V174H67ZM71 173V174H70ZM107 173V174H106ZM225 173V174H224ZM251 173V174H250ZM67 174V175H66ZM100 174H101V176H100ZM159 174V175H160ZM223 174V175H222ZM231 174V175H230ZM185 175H187V176H185ZM261 175V176H260ZM81 176V177H80ZM226 178H225V177ZM73 177V178H72ZM101 177V178H100ZM123 177V178H122ZM154 177H155V179H154ZM53 178V179H52ZM88 178V179H87ZM219 178H220V176H219ZM227 178H229V179H227ZM233 178V179H232ZM102 179V180H101ZM148 179V180H147ZM187 179V180H186ZM192 179V180H193ZM222 179H224V181L222 180ZM227 179V180H226ZM257 179V180H256ZM54 182H53V181ZM64 180V181H63ZM191 180V179H190ZM236 180V181H235ZM78 181V182H77ZM92 181H93V183H92ZM101 181V182H100ZM108 181V182H107ZM144 181V182H143ZM229 181V182H228ZM231 181V182H230ZM232 181H233V183H232ZM69 182V183H68ZM73 182V183H72ZM75 182H77V183H75ZM91 182V183H90ZM142 182H143V184H142ZM186 182L184 183V184H186ZM224 182V183H223ZM83 184V186H82V184ZM89 183V184H88ZM104 183V184H103ZM145 183V184H144ZM219 183V184H218ZM70 184H72V185H70ZM74 184V185H73ZM80 184V185H79ZM88 184V185H87ZM101 184V185H100ZM183 184V185H184ZM209 184H210V186H213L214 187V189L215 190H218L217 188H222L224 185H226V186H224L222 189H220V190H218V191H216L215 193H213L212 191L214 190L212 187H209ZM211 184H213V185H211ZM218 184V185H217ZM224 184V185H223ZM236 184V185H235ZM187 185V184H186ZM190 185V184H189ZM188 185V186H189ZM232 185V186H231ZM260 185V186H259ZM138 186H141V189L142 190H140V187H139V189H138ZM149 186H150V184H149ZM208 186V187H207ZM221 186V187H220ZM227 186H229L231 189H232V191H231V189H228V188H226ZM71 188V189H70ZM205 188V189H206ZM226 188V189H225ZM263 188V189H262ZM75 189V190H74ZM77 189V190H76ZM137 189V190H136ZM213 189V190H212ZM70 190V191H69ZM167 190V189H166ZM210 190H212V191H210ZM214 190V191H215ZM223 190H225V191H223ZM238 190V191H237ZM263 190V191H262ZM72 191V192H71ZM138 191H139V193H138ZM169 190H167L166 191V193L168 194V193H173V192H168ZM221 191H223V196H220V194L222 193ZM228 191H229V193H228ZM74 192H77L76 194L74 193ZM143 192H144V194H143ZM220 194H219V193ZM225 192L227 193V195L225 194ZM231 192L233 193L232 195H231ZM69 193V194H68ZM72 193V194H71ZM164 193H165V190H164ZM217 193V194H216ZM74 194V195H73ZM159 195V198H158V195ZM214 194V195H213ZM219 194V195H218ZM230 194V195H229ZM71 195V196H70ZM166 195V194H165ZM169 195V194H168ZM168 195H166V197L168 196ZM206 195L208 196V197H206ZM210 195V196H209ZM17 196V197H18ZM25 196V197H24ZM145 196H146V199H145ZM157 196V197H156ZM170 196H171V194H170ZM169 196V197H170ZM172 196H174V195H172ZM171 196V197H172ZM154 197V198H153ZM165 197V196H164ZM212 197V198H211ZM232 197H234V198H232ZM263 197V198H262ZM141 198H143V199H141ZM205 198H206V201H205ZM228 198V199H227ZM19 199V200H18ZM69 199V200H68ZM139 199V203L137 202L136 203V201ZM153 199H154V201H153ZM158 199H161V200H159V202L157 203V201H158ZM167 199V198H166ZM230 199H232V200H230ZM262 200V202H260L259 203V201H261ZM140 200H142V202H140ZM155 200H157L156 201V205H157V207H156V205H154V204H151L152 202H155ZM211 200V201H210ZM20 201V202H19ZM25 201V202H24ZM149 201H150V203H149ZM164 201V200H163ZM205 201V202H204ZM228 201H230V204H229V202ZM28 202V203H27ZM146 203V204H142V203ZM147 202H148V204H150V205H152V207H153V205H154V209H152V207L150 206V205H148L147 204ZM197 202V201H196ZM213 202V203H212ZM21 203V204H20ZM212 203V204H211ZM196 204H199L200 205V202L199 203H196ZM231 204H232V206H231ZM235 204V205H234ZM128 206H131V208L129 209L128 208ZM148 206H150V207H148ZM159 206H161V204L159 205ZM163 206V205H162ZM173 206H175V205H169L168 207H167V210H168V208L169 207H171V208H169L173 213H175V214H171L172 215V217H175L176 215H177V212L180 214V212H182L181 214H183V213H186L187 211H186V209H185V207H183V206H175V207H173ZM204 206V207H203ZM28 207H29V209H28ZM136 207V208H135ZM165 207V206H164ZM181 208V211L179 210V208ZM46 208V209H45ZM144 208V209H143ZM145 208H148L147 210L145 209ZM155 208L157 209L156 211H154L155 210ZM162 207H160L159 208V212H161V209ZM172 208H173V210H172ZM121 209H124L123 211H121ZM139 209H141V211H142V216L144 215V219H143V217L142 216H140V213L138 214V211H140ZM150 209H152L153 211H154V213H156V214H154L153 212H152V210H150ZM127 210H129V212L127 211ZM131 210H132V212H131ZM150 212L151 211V213L153 214V216H151V213H148L149 214V219H148V217H146V214H147V212ZM170 210H168L167 211V214H168V212L170 211ZM209 210V211H208ZM46 211V212H45ZM120 212V214H117V213H115V212ZM146 212V214H145V212ZM175 211H177V212H175ZM180 211V212H179ZM211 211V212H210ZM219 211V212H218ZM224 211V212H223ZM229 211V212H228ZM42 212H44V213H42ZM209 212L211 213V215H209ZM49 213V214H48ZM124 213V214H123ZM131 213V214H130ZM132 213H134V214H137V216H139V217H135L134 216V214H132ZM188 213V212H187ZM216 213V214H215ZM217 213L219 214V215H217ZM222 213V215H220ZM229 213V214H228ZM262 213H264V211H262ZM44 214V215H43ZM166 214V215H167ZM180 214V215H181ZM224 214H226L227 215V217H226V215H224ZM134 216V223H132L131 221H132V219H131V216ZM155 215H156V217H155ZM170 215V216H171ZM175 215V216H174ZM217 215V216H216ZM264 215V214H263ZM44 216V217H43ZM184 216V215H183ZM201 216V215H200ZM209 216V217H208ZM35 217V218H34ZM202 217V216H201ZM213 217V218H212ZM226 217V218H225ZM34 218V219H33ZM47 218V219H46ZM128 218L129 219H131V221H129L128 220ZM146 218H147V220H149V221H151L150 219H152V218H154V219H152V222H148V221H146ZM156 218V219H155ZM221 220H219V219ZM251 218V219H250ZM254 218H255V220H254ZM260 219V222H259V219ZM46 219V220H45ZM213 219V220H212ZM256 219H257V221H256ZM263 219V220H262ZM141 220L143 221V222H141ZM157 220V221H156ZM250 220V221H249ZM49 221V222H48ZM153 221H155V222H153ZM171 221H173V220H171ZM216 221V222H215ZM222 221H223V224H222ZM129 222H131L130 223V226H129ZM147 222L150 224H148L149 225V227L148 226H146V224H147ZM167 222V221H166ZM209 222H210V224H209ZM250 222V225L248 224V223ZM258 222V223H257ZM153 223V224H152ZM167 223V224H168ZM199 223L201 224L200 226H199ZM212 223V224H211ZM214 223H216V224H214ZM219 223V224H218ZM225 223V224H224ZM255 223V224H254ZM138 224V225H139ZM143 224H145V225H143ZM202 224H204V225H202ZM207 224V225H206ZM258 224V225H257ZM136 225V224H135ZM137 225V226H138ZM183 225H186V226H184V228H182V226ZM190 225L193 227V228H195V229H193V228H191L190 227ZM215 225H216V228H214L215 227ZM217 225H219V227L217 226ZM222 225H223V227H225V228H222ZM250 227H249V226ZM253 225V226H252ZM130 227V229L129 230H127L126 231V229H128L127 227ZM137 226H136V228H137ZM146 226V227H145ZM155 226V227H154ZM168 226V227H169ZM179 226H181L180 228H182V229H178L179 228ZM198 226V227H197ZM203 226L205 227V229L206 228H208V231H207V229L206 230H204V231H207V232H204L203 231ZM214 226V227H213ZM231 226V227H230ZM236 226H237V228H236ZM243 226V227H242ZM248 226V227H247ZM257 226V227H256ZM175 227V228H174ZM210 227V228H209ZM235 227V228H234ZM241 227H242V229H241ZM248 228V230L249 231H246V229L245 228ZM252 227H253V229H255V231H259L260 233H261V235L259 234V232L257 233H255V231L252 229ZM260 229H259V228ZM135 228V227H134ZM139 229V228H137V229H139L136 233H141V231H142V229ZM199 228V229H198ZM202 228V229H201ZM256 228H258V229H256ZM171 229V231H169ZM210 229H212V230H210ZM223 229V230H222ZM263 230V231H260V230ZM115 230V231H114ZM133 230V229H132ZM131 230V231H132ZM143 230V231H144ZM220 231V233H219V231ZM226 230V231H225ZM232 230H233V232H232ZM254 231V233H255V236H254V238L252 237L253 235H254V233L252 232V231ZM109 231H111V232H109ZM145 231V232H146ZM177 231H182V232H177ZM185 231V232H184ZM201 231V232H200ZM223 231H224V233H223ZM241 231V232H240ZM246 231V232H245ZM250 231H251V233H250ZM113 232V233H112ZM133 232V231H132ZM155 232V233H154ZM203 232H204V234H203ZM224 234H222V233ZM238 232V233H237ZM135 232H133V234H134ZM136 233H135V235L134 236H136ZM147 233H150V232H147ZM167 233L169 234V235H167ZM176 233H179L177 236H176ZM183 233H185V234H183ZM187 233L188 234H190V235H187ZM217 233H219V234H221V235H217ZM241 233V234H240ZM126 234H127V236H126ZM144 234V233H143ZM152 234V233H151ZM156 234V235H155ZM226 234V235H225ZM237 234H239V235H237ZM256 234H259L260 236L259 237H261L262 235V237H263V239H262V244L263 245H261V243H260V240H258V236H256ZM112 235V236H111ZM139 235V234H138ZM146 235H149V234H144V236H146ZM164 235H167V236H164ZM175 235V236H174ZM185 237H184V236ZM203 235V236H202ZM207 235H208V237L210 238V239H208L207 238V240H206V237H207ZM240 235L242 236V235H245V237L244 236H242V238H244V239H242V238H240ZM134 236H132V235H130L129 237H132V239H131V241L132 240H134ZM139 236H141V235H139ZM151 236V235H150ZM150 236H147L146 237V239L145 240H147V238H151ZM156 236V237H155ZM158 236V237H157ZM231 236H233V238L231 237ZM128 237V239L130 240V238ZM137 237V236H136ZM184 239H183V238ZM216 239H215V238ZM222 237H224V238H222ZM230 237H231V240L234 242H232L231 240H230ZM138 238H140V237H138ZM160 238V240H162ZM163 238V239H164ZM186 238V239H185ZM214 238V239H213ZM220 238V239H219ZM235 238L236 239H238V238H240V239H242L241 241L242 242H240V240H235ZM249 238V239H248ZM257 239L258 241H259V243H260V245L261 246H258L259 245V243L257 242V244H256V248H255V251H251L250 249L248 250V247H247V243L249 244V246L251 247V249H254V248H252L253 246H255V245H253V244H255L254 242H256V240H254V239ZM136 239V238H135ZM141 239H143L142 237H141ZM141 239H138V241L139 240H141ZM152 239V240H153ZM157 239H155V241H156V243L155 244H157ZM170 239V238H169ZM224 239V240H223ZM176 240H178V241H176ZM180 240V241H179ZM204 240H205V242L207 241V243H204ZM223 240V241H222ZM225 240H227L226 242H225ZM246 240V241H245ZM252 240H254V241H252ZM136 241H137V239H136ZM154 241V240H153ZM158 241H159V239H158ZM199 241V242H198ZM228 241H230V243H233V245L235 244L236 245V243H235V241L236 242H238V245H239V243H242L243 245L241 246V245H239V246H241V247H244V243L246 244L245 245V247H247V249L245 248V250L243 249V248H240L239 250H238V246H235V247H237V249L234 247V246H232ZM245 241V242H244ZM248 241V242H247ZM139 242H141V241H139ZM162 244H161V243ZM160 242H158V244L157 245H159V246H162L163 245V242L162 241H160ZM184 242V243H183ZM214 242H216L215 244H213ZM229 243V245L230 246H232L233 248H235V249H233L232 247H230L229 245H227V244H225V243ZM244 242V243H243ZM247 242V243H246ZM115 243H117V245L115 244ZM130 243V244H129ZM161 245H160V244ZM166 243H168V241L166 242ZM186 243H187V245H186ZM150 244V243H149ZM154 244V245H155ZM169 244V243H168ZM195 244H199L200 245V247L199 246H197V245H195ZM204 244V245H203ZM215 245V246H213V248H211V245ZM119 245V246H118ZM130 245V246H131ZM156 245V246H157ZM173 245V244H172ZM173 245V246H174ZM227 245V246H226ZM132 246H137V244L135 243V245L133 244ZM150 247V245H146L145 246V250H146V247ZM155 246V247H156ZM187 246V247H186ZM192 246H193V248H192ZM219 246V247H218ZM228 246H229V248L232 250H230L229 248H228ZM263 246V247H262ZM127 247H129V251H123V249L125 250V248L126 249H128ZM147 247V248H148ZM155 247L153 248V251H156V252H158L159 251V248H160V251H161V247H157L158 248V251L157 250H155ZM169 247V245H167V249H165V250H162L161 252L162 253H164L165 251H166V255L164 256V258L165 257H167V253H168V255L169 256H171L170 254H172V252H173V254L172 255H174V258L176 259V261L175 260H173L172 258H173V256H172V258H171V260H172V262H179V261H181V257H179V255L180 254H178V257L180 258V259H178V258H176L175 257V254L177 255V253L175 252V254H174V251H172V250H170V247ZM172 247V246H171ZM175 247H173V248H175ZM183 247V248H182ZM194 247H199V248H194ZM208 247V249H210L209 251H210V253H207L206 252V248ZM215 247V248H214ZM227 247V248H226ZM249 247V248H250ZM259 247V248H258ZM109 248V249H108ZM138 248V247H137ZM156 248V249H157ZM187 250H186V249ZM205 248V249H204ZM132 249V248H131ZM134 249V248H133ZM150 249V248H149ZM148 249V250H149ZM152 249V248H151ZM185 249V250H184ZM192 249V250H191ZM194 249V250H193ZM196 249V250H195ZM202 249V250H201ZM244 250L245 252L246 251H249V252H247V253H245V252H243L244 253V255H243V253H241V252H239V253H241V254H239L238 256H237V252L238 251H242V250ZM256 249L258 250V251H256ZM259 249H261V250H259ZM110 250V251H109ZM123 252H122V251ZM137 250H139V248L138 249H136V253H138V251ZM148 250H146V251H148ZM170 250V251H169ZM219 250H220V248H219ZM236 250V251H235ZM238 250V251H237ZM40 251V252H39ZM132 251V250H131ZM141 252H143V254H144V252H145V254H146V251H142V250H140ZM152 251V250H151ZM152 251V252H153ZM158 252V254L160 253V255H161V252ZM168 251V252H167ZM172 251V252H171ZM186 251V252H185ZM197 251V252H196ZM204 251H205V253H204ZM212 251V252H211ZM218 251V252H217ZM223 251H224V253H223ZM225 251H227L226 253H225ZM228 251H230L231 253L228 255ZM233 251H235L236 252V254H235V252H233ZM108 252V253H107ZM132 252H134V254H136L135 253V250H133ZM131 252V253H132ZM140 252V253H141ZM152 252H151V254H152ZM203 252V253H202ZM233 252V253H232ZM253 252V253H252ZM262 252V253H261ZM123 253V254H122ZM126 253H128V254H126ZM154 254H156L155 252H153ZM192 253H193V255H192ZM249 253V254H248ZM258 253H260V254H258ZM35 254V255H34ZM133 254V255H134ZM139 254V253H138ZM149 254H150V252H149ZM154 254H152V256L151 255H149L150 257H154L153 255ZM204 254H207V255H204ZM224 254V255H223ZM235 254V255H234ZM247 254V255H246ZM250 254L252 255V256H254V257H250ZM123 255V256H122ZM132 255V256H133ZM137 255V254H136ZM147 256H148V253L146 254ZM146 255H144V258L146 257ZM223 255V256H222ZM235 256L234 258H233V256ZM241 255V256H240ZM248 255H249V257H248ZM129 256V255H128ZM132 256H130V257H132ZM149 256H148V258H146V261H147V259L150 261V259H152V258H150L149 259ZM163 256V255H162ZM205 256H207L206 258H204L203 259V257H205ZM232 256V257H231ZM134 257V256H133ZM142 257V256H141ZM140 257V258H141ZM182 257H184V255H182ZM192 257V258H191ZM223 257V258H224ZM238 257V258H237ZM240 257H242V260L240 259ZM243 257H244V259H243ZM259 257H260V259H259ZM136 258V257H135ZM164 258H162L163 260L162 261H164L163 263L164 264H167L168 263V261H170L171 262V260H168L167 258L164 260ZM191 258V259H190ZM207 258H210V259H207ZM237 259V260H234V259ZM126 261H125V260ZM203 259V260H202ZM213 259V258H212ZM217 259V258H216ZM219 259V258H218ZM240 259V260H239ZM254 261H253V260ZM256 259V260H255ZM137 259H135V262H137L136 264H139L140 263V261L141 260H143V258H141V260H139V257H138V261H136ZM178 260V261H177ZM198 260H200L199 262H198ZM201 260H202V262H201ZM133 261H134V259H133ZM144 261H145V259H144ZM182 261H184V259L182 260ZM182 261H181V263H182ZM185 261L183 262L184 264H185ZM189 261H191V263L189 262ZM197 261V262H196ZM215 261V260H214ZM241 261V262H240ZM242 261H245V262H242ZM131 262V261H130ZM134 262V263H135ZM139 262V263H138ZM201 262V263H200ZM210 262V263H209ZM218 262V263H217ZM226 262V263H225ZM232 262V263H231ZM255 262V263H254ZM263 262V263H262ZM133 263V262H132ZM131 263V264H132ZM144 263H146V262H144ZM180 263V264H181ZM182 263V264H183ZM247 263V262H246ZM245 263V264H246ZM8 264H10V262L8 263ZM141 264H143L142 263V261H141ZM147 264H149V263H147ZM168 264H172V263H168ZM176 264V263H175ZM179 264V263H178ZM211 264H213V262L211 263Z\"/></svg>",
    "mask_w": 264,
    "mask_h": 264
},
{
    "label": "bare ground",
    "instance_id": "bare-ground-1",
    "mask_svg": "<svg viewBox=\"0 0 264 264\" xmlns=\"http://www.w3.org/2000/svg\"><path fill=\"white\" fill-rule=\"evenodd\" d=\"M75 1L76 0H47V1H45L46 3H45V5H46V9H47V11L48 12H50L49 14H47L48 15V17L50 16L51 18H52V16L53 17H55V18H58L59 16H60V14H61V12H62V10H64V9H66V8H69L68 6H70L71 4H75ZM79 2L80 1H83V0H78ZM85 1L86 0H84V3L83 2H81V4L78 2L77 4H75L76 6H78V4L81 6L82 5V7L85 9V8H87L88 10L86 11V12H90V14L89 13H87L88 14V17L90 18L91 17V19L93 20V21H90L89 23H90V25L92 24V26L91 27H89L88 26V28H87V26L85 25L86 23H88V22H86L87 20L89 21V20H91V19H87L86 18V16L84 15L82 18H86V20L85 21H83V22H85L84 24H83V22L81 23V26L82 27H84V26H86L83 30L85 31H83V33L85 34H83V38H86L87 36L86 35H89L88 36V38H90L89 40H88V38H87V40L85 39V41L87 42L86 44L87 45H89L90 46V42L92 43V44H94L93 46H90V48H89V46L87 47L86 45H85V41H84V45L87 47V49H91V47L93 48L94 47V51L95 50H97L102 44L101 43H103L104 42V45L106 46V40H110L109 42H111L113 39H112V35L114 34V33H112V30L113 31H119L118 33H120V30L121 29H119L118 30V27L119 26H121V27H119V28H122V26H123V28H124V22H126V24L125 25H127L128 24V22L126 21L127 19L129 20V21H132L133 23V26H135L137 29L135 30H133L132 31V25H131V23H129L128 25H130L129 27H130V29H131V32H129V34H133V32H136L137 30L139 31L140 30V32H138V34H136V36L138 35L139 36V33H140V38L137 36H135L137 39H135V37H131L130 38V43H131V45H132V47H127L129 44V42H127L126 40V42H127V44L128 45H126V43H122L121 42V39H122V41H123V37H124V35H123V37L121 38L120 36H118V37H120L121 39L119 40L121 43H122V46H123V44H125L123 47H118V45H121V43L119 42V44L117 43L116 45V47H118L119 49H121V59L120 60H118V61H116L113 65H112V68H111V70L110 71H114V74L117 76V74H118V76H119V78H122V79H117V81L118 80H122V82H117L116 80H114L113 79V81L111 82V81H109V83L108 82H103V81H95L94 82V86L92 85V87H95L94 88V90H96L95 91V93H96V95H95V97L94 98H96V101L93 103V102H88V100H90V98L88 97V96H86V97H88V99L86 100V109H85V111H89V110H91L90 108H92V110L91 111H93L94 110V108L93 107H96V108H102V111H99L100 109H96L97 110V112L99 113H97L96 112V110H95V112H92L93 114H94V116L95 115H97V119L95 120L96 122V124H93V122H91V124H93V127H94V125H96L97 127H98V129L99 130H101L102 129V131H105V130H103V128H104V126L102 125V121H104L103 119H105V117H104V115L106 116V117H108V121H107V123L106 124H108L109 126H107L105 129H106V135H104L105 137L107 136V140L109 141H112L113 142V144H115L116 146H118V144H122L121 143V141L118 143V141H119V139L122 137V136H125V135H123V134H126V137H128V138H130V140H131V138L133 137H137L138 139H142L143 140V145H142V148L143 149H145L144 151H141V152H139L140 154L143 152V154L144 153H148L149 152V154L151 153L150 151H153L154 150V141H153V139H157L158 138V136H156V135H158L159 133H160V131L161 130H164V129H162V126H161V124L163 123L162 122V120H160V122H157V124H159V125H155V127L153 126L154 124H155V122H154V124H153V122H152V124H151V126L150 127H148L146 124H145V122L147 121V120H149L150 122H151V119H152V117L150 118V119H146L147 117H149V114H148V112H150V111H148L149 109H150V106L151 105H154V106H156V110L158 111V109H159V112H162V111H160V108H162V107H164L165 106V103H167V102H164L165 101V95H169V96H171L172 97V95H174V96H179L180 97V100L179 101H181V103L182 104H184L187 100H184V101H182V97L184 96V98L183 99H185V97H190V98H192V97H194V99H196V96L197 95H199V96H204L202 99H205V100H207V98H211V97H209V96H207V95H205V94H210V92L212 91V92H216V91H218V92H221L222 94H218V95H220V96H218V95H216V96H218V98H219V100L220 99H222L223 101H221L222 103L223 102H225V103H227V106H225V109L226 110H228L227 112L229 113L230 112V109H234L235 107H233L234 106V104H235V102H234V100L233 101H231V98L228 100L229 101V103L228 102H226L227 100H225V98L226 99H228L227 97H225V96H228V94L227 93H229L230 91H232L233 93H235V91H233V90H238L237 89V87H236V85H240V83H237V84H234V81H238V80H240L239 79V75L238 74H236L235 73V69H236V71L238 70L237 68L239 67H237V64H236V66H235V64L234 63H232V59L229 61L230 63H231V65L232 64H234V65H232V68L233 67H235L234 69H232L231 67V69L233 70V71H231V69H229L228 70V68H229V66H230V64L229 63H227V64H224V65H226V68H227V66H228V64H229V66H228V68L225 70V71H227V72H229V73H227V76H228V78H229V86L227 85H225V86H223V84H220V86L218 85L220 82H218L217 80H219L218 78L217 79H215L216 80V83H215V81L214 82H212V80L210 81V82H212V83H210V82H208L207 81V78L205 79V76H204V74L205 73H203L202 74V70L204 69V68H206V59L203 57L202 58V56H205L206 57V55H207V53H208V51L207 52H205V54H202V56H200V58H202V59H204V61H202L203 62V66L201 65L202 63H200V68L201 67H203V69L201 70H197V68H195L197 65V63L196 64H194L195 62H193V60L192 59H194V57L196 58L197 57V55L196 56H194L193 57V55H192V59L189 57V59L187 58V59H185L184 61H182V59L184 58V57H182V56H180L179 55V57H181V59H177V57H178V55H177V57H174L173 58V56H172V51H171V53H169V51H170V48H173L174 46H172V42H173V45H175L174 43H176L175 42V40H177L178 38H180V37H182L183 35H185L184 37H186L187 38V40L189 41V39H190V41L192 40V38H193V36L195 35H197L198 36V34H199V36L202 34L203 35V33H204V31H205V29H206V27H205V29H204V31L203 32H201V30L199 29L201 26V28H204L203 27V25H200L199 24V22H201L200 21V17L199 16H201V15H203V12H198L199 11V9H200V11H201V9H202V7H204V9L203 10H205L206 11V13H207V10L208 9H210V12L208 11V13L206 14V18H205V21H202L201 22V24H204V22H209L210 23V21H208V20H211L212 19V22H211V24H208L207 22L205 23L206 25L208 24V25H211V26H215V19H216V17L215 16H217V15H222L223 14V16H225L226 14H224V13H229V14H227V16L228 15H230V16H228V18L229 17H233V18H237V19H234V20H238V21H240L242 24H241V26H243V28L245 27L246 28V31L243 29V28H239V29H243L245 32H247V36L245 35V32L243 31V30H241V33L240 34H242V31L244 32L243 33V35H244V37H243V35H241L242 37V41L243 40H245V42L246 43H249V45H247V44H245L244 43V41L243 42H241V43H244L245 44V47H247L246 48V50L248 49V51H249V56H252L253 58H254V60H255V57L256 58H258V56H260V57H262V56H264V37H263V35H264V33H263V35H260L259 36V34L260 33H258V32H260L263 28H264V26H261L260 27V25H256L257 27H255V30H257V28L258 27H260L261 29L257 32V35H255L254 36V39H253V36H251V32H253V31H251V28H249V26H250V22L249 21H245V20H248V19H245V17L247 18V16L249 17V19L252 17H254V19L256 18L258 21H260L259 20V17H258V14H260L261 13V15H260V17L262 16L263 17V14H262V12H264L263 10H264V6H263V2H264V0L262 1V0H252L250 3H249V1H248V3H249V5H247L246 3V7H243L244 5H243V3H242V7H239V5H237L238 6V8H236L238 11H237V13L236 12H234V9H235V5L237 4V1L235 0H233V2H234V4H233V2L231 3V1L232 0H228L227 2H226V0L224 1V0H203L205 3H203V5H202V7L200 8V4H202L201 3V1L202 0H170L171 2H170V5H167L169 2V0L167 1L168 3L166 4L165 2H164V0H160V2L157 4L154 0L152 1V0H135V3H134V0H133V3H132V0H90V2H86V6H85ZM202 1V2H203ZM223 1H224V7H225V4L226 3H228V2H230V4H233L234 5V7L232 6V8H231V6H230V10L228 9V6L230 5H228V4H226V6L227 7H223ZM7 2H8V0H1V10L3 11V13H4V17L3 18H5L6 17V15H7V17L10 15L9 14V11H8V5H7ZM194 3V2H197V4H195V6L197 7V8H199V9H197L198 11H196L195 10V8L196 7H194L193 9H194V12L196 11V12H198L197 13V16L199 17L198 18V20H199V22H198V25L200 26L199 28L198 27H196V25L194 24V22L196 21L197 22V19L195 18L196 16H193L194 18V20H189V19H191V16H190V14H187L186 15V13L185 12H183L184 13V15H186V17L184 18V16H183V14L181 15V16H183V17H181L180 15L179 16H177L178 14L177 13H179L178 11L179 10H177V7L178 8H180V5H184V6H186L185 8H187V9H192V7L193 6H189L188 4L189 3ZM210 3V2H212V4H214V6L210 3V4H207L208 5V7L206 8V6H204L206 3ZM236 2V3H235ZM84 5H83V4ZM190 3V4H191ZM239 3H240V1H239ZM199 4V5H198ZM44 5V6H45ZM194 5V4H193ZM199 7H198V6ZM210 5V6H209ZM75 6V8H77ZM79 6V7H80ZM183 6V7H184ZM188 6H189V8H188ZM212 6V7H211ZM263 6V7H262ZM71 7V6H70ZM224 8V10H223V8ZM206 8V9H205ZM216 8H218L217 9V11L215 10ZM258 8V9H257ZM71 9V8H70ZM74 9V8H73ZM181 9H183L182 7H181ZM229 11H228V10ZM76 10V9H75ZM78 10V9H77ZM83 10V9H82ZM176 10H177V12H176ZM225 10H227L228 12H224ZM233 10V11H232ZM11 11V10H10ZM144 11V12H143ZM188 12L190 11V10H187ZM258 11H260V13H258ZM47 12V13H48ZM53 12H55V15H52L51 16V14H53ZM192 12H193V10H192ZM191 11L189 12V13H191V14H193ZM230 12L232 13V12H234L235 13V15H232V14H230ZM11 13V12H10ZM199 13H202L201 15L199 14ZM212 13H213V15H212ZM258 13V14H257ZM130 14V15H129ZM180 14V13H179ZM256 14H257V16H256ZM126 15V17H130V19L132 18V20H130L129 18H125L124 16ZM195 15V14H194ZM208 15V16H207ZM210 15H212V17L210 18ZM232 15V16H231ZM187 16H189L190 18L189 19H187L188 17ZM204 16V15H203ZM237 16V17H236ZM49 17V18H50ZM124 18L126 19V20H124ZM152 20L153 21V23H154V25H152V27L153 28H151L150 27V29H154L155 28V30L154 31H156L155 33H154V31H151V36L149 35L148 37H147V33H149L150 32V29L148 28V25L150 26V24L152 23L150 20ZM210 18V19H209ZM225 18V17H224ZM123 19V20H122ZM146 19H148V21H150L151 23H149V22H147V20ZM208 19V20H207ZM218 19V18H217ZM253 19V20H254ZM202 20H203V18H202ZM220 20H221V18H220ZM229 20L230 21H232V19H230L229 18ZM228 20V21H229ZM256 20V21H257ZM72 21V20H71ZM146 21V23H149L148 25L145 23V25L143 26V28L145 27L146 29L148 28V30H149V32L147 31V30H141V29H138V27H140V26H138L137 27V25H139V23L138 22H140V25H142L144 22ZM227 21V22H228ZM255 21V24H257V22ZM135 22V23H134ZM195 22V23H196ZM221 21H219V29H221V27H223L224 28V26L227 24V23H225V22H223V20H222V22H223V26L221 25V23H220ZM233 23H235L234 21H232ZM232 22H230V23H232ZM240 22H237L235 25L236 26H238V23L240 24ZM88 23V24H89ZM136 23H137V25H136ZM213 23V24H212ZM248 23V24H247ZM261 24V22H258V24ZM254 24V23H253ZM195 25V26H194ZM197 25V26H198ZM262 25V24H261ZM117 26V27H116ZM132 26V27H131ZM227 26H229V25H226V29H224L225 31H224V33L226 32V30H227V36L228 37H230V39H231V42H230V44H229V46L230 45H232V47H233V44H232V40L234 39V38H232V35L231 36H229L228 34L231 32H229L228 31V28H229V30H231L232 28H233V30H234V27H232L231 29H230V27H228L227 28ZM107 27V30H108V28L110 29L109 31H111V32H107L108 33V35L109 34H111L112 33V35H109V36H106L107 35V33L105 34V32H103L104 33V35H105V39H104V37L102 36L103 35V33L101 34V32L103 31L102 29L104 28H106ZM114 27H116L115 29H114ZM126 27H128V26H125V28ZM128 27V28H129ZM134 27V28H135ZM142 27V26H141ZM140 27V28H141ZM194 27H196V28H194ZM87 28V29H86ZM125 28H124V30L123 31H125ZM196 30L197 28V31L196 32H194L195 30ZM215 27H212L211 29H210V27L209 28H207V34H205V36H212L215 32H216V29H214ZM222 28V29H223ZM238 28V27H237ZM253 28V27H252ZM130 29L129 30H127V31H125L123 34H125V38H127L128 39V37H126L127 35H129L128 34V31H130ZM209 29H210V31H209ZM214 29V30H213ZM221 29V30H222ZM259 29V28H258ZM1 30H2V26H1ZM218 30V29H217ZM236 30V32H238L239 30H237V29H235ZM234 30V31H235ZM248 30V31H247ZM264 30V29H263ZM81 31V30H80ZM122 31V30H121ZM143 31V32H142ZM166 31H168V32H166ZM211 31H212V33H211ZM220 31V30H219ZM2 32H3V30H2ZM82 32V31H81ZM145 32V35H142V33H144ZM152 32H153V34L155 35H153L152 34ZM200 32V33H199ZM214 32V33H213ZM220 32H223V31H220ZM240 32V31H239ZM255 32V31H254ZM253 32V33H254ZM4 33V32H3ZM116 33V32H115ZM196 33H198V34H196ZM211 33V34H210ZM224 33L221 35L223 38H224ZM250 33V34H249ZM253 33H252V35H253ZM256 33V32H255ZM5 34V33H4ZM82 34V33H81ZM92 34V40H91V35ZM208 34H210V35H208ZM237 34V33H236ZM6 35V34H5ZM141 35H142V37H141ZM152 35L154 36V37H152ZM166 35H168V36H170V38L172 37V42H171V40L169 39V37H167V39H166ZM186 35H188V37H189V39H188V37L186 36ZM216 35V34H215ZM215 35L214 36H212V37H210V39H211V41L214 39V37H215ZM239 35V34H238ZM86 36V37H85ZM101 36H102V39H104L105 41H103L102 39H101ZM111 36V37H110ZM114 36H116L117 37V33H116V35L114 34ZM113 36V37H114ZM130 36H132V35H130ZM129 36V37H130ZM144 36V37H143ZM146 36V37H145ZM246 36V37H245ZM250 36V37H249ZM9 38H11L10 37V35L8 36ZM111 38V39H107V38ZM117 37V38H118ZM208 37V38H209ZM228 37H226V39L228 38ZM238 37V36H237ZM239 37H240V35H239ZM238 37V39H234L235 40V42H237V40H239L240 38ZM247 37H249L248 39L249 40H247L246 41V38ZM256 37V38H255ZM262 38V39H260V38ZM186 38H185V40H186ZM203 38V37H202ZM216 38V37H215ZM221 39V40H224V41H226L225 39ZM244 38V39H243ZM250 38H251V40L252 41H250ZM258 38V39H257ZM12 39V38H11ZM166 39V41H164ZM168 39H169V41L171 42L170 44L168 43ZM194 40H195V37L193 38ZM204 39V38H203ZM209 39V40H210ZM217 39V38H216ZM257 39V40H256ZM13 40V39H12ZM103 42H102V41ZM117 40V39H116ZM132 40V41H131ZM143 40V41H142ZM182 40V39H181ZM234 40H233V42H234ZM256 42H255V41ZM262 41L263 40V42H260V41ZM142 41V42H141ZM178 41V40H177ZM183 42H184V40H182ZM182 41H181V46H182ZM228 41H229V38H228ZM239 41H241V40H239ZM257 41H259V42H257ZM13 42L15 43V44H17L16 43V41H14L13 40ZM101 42V43H100ZM164 42H165V44H164ZM193 42V41H192ZM194 42H196V41H194ZM193 42V43H194ZM198 42V41H197ZM196 42V43H197ZM200 42V41H199ZM207 42V41H206ZM253 42L254 43H256L255 45L256 46H254L253 45ZM142 43V44H141ZM211 43V42H210ZM215 46H214V48H212L213 50H214V52H217V54L218 53H220L219 52V50H217L218 49V47H219V44H218V41H216V40H214L213 42H212ZM216 43L218 44V45H216ZM227 43H229V42H227ZM239 43V42H238ZM33 44V43H32ZM41 44V43H40ZM107 44H110V43H108V41H107ZM112 44V43H111ZM203 44V43H202ZM201 44V45H202ZM225 44H226V42H225ZM252 44V45H251ZM31 45V44H30ZM161 45V46H160ZM185 45V44H184ZM187 45V44H186ZM185 45V46H186ZM191 45V44H190ZM251 45V46H250ZM104 46V47H105ZM110 46V45H109ZM159 46V47H158ZM178 46V47H177ZM179 46H180V44L179 45H177V43H176V50H177V48H179ZM188 46V45H187ZM218 46V47H217ZM227 46V45H226ZM226 46H225V48H226ZM235 46H237V45H235ZM234 46V47H235ZM82 47H84V46H82ZM157 47V48H156ZM165 47V48H164ZM170 47V48H169ZM213 47V46H212ZM231 47V46H230ZM229 47V48H230ZM233 47V48H234ZM253 47V48H252ZM85 48V47H84ZM84 48H82V50L84 51ZM106 48V47H105ZM151 48V49H150ZM152 48H154V49H152ZM164 48V49H163ZM168 48H169V50H168ZM181 48V47H180ZM238 51H237V49H236V47H235V49H236V51H237V54H238V56L240 55V53L241 54H243L242 52H245V51H243V49H241V51H239L240 50V47L238 46ZM242 48H244V47H242ZM86 49V50H87ZM106 49H108V48H106ZM186 49H188V48H186ZM202 49H206V47L204 46V48H202ZM212 49H211V51H212ZM231 49V48H230ZM92 50V51H93ZM173 50V49H172ZM179 50V49H178ZM183 50H184V48H183ZM190 50H192V49H190ZM194 50V49H193ZM210 50V49H209ZM216 50V51H215ZM227 50V49H226ZM109 51V50H108ZM107 51V52H108ZM182 51V50H181ZM185 51V50H184ZM211 51H209V53H208V59H210V57H211V59H213L214 58V56L215 57H217L216 58V60H214V62L216 63V61H218L217 59L220 57L219 55L217 56L216 55V53H214L213 51H212V53H211ZM224 51V50H223ZM178 52V51H177ZM188 52V51H187ZM191 52V51H190ZM189 52V53H190ZM204 52V51H203ZM238 52H240V53H238ZM247 52V51H246ZM246 52H245V54H246ZM83 53V52H82ZM93 53V52H92ZM178 53H180V52H178ZM192 53H194V55H195V51L193 52L192 51ZM248 53V52H247ZM138 55V54H142V60H138V61H135L134 59H132L131 57L132 56H135V55ZM169 54H171L170 56L174 59V61H173V59L172 58H170L169 60L167 59V55H169ZM175 54H176V52H175ZM175 54H173V55H175ZM186 54V53H185ZM196 54H198V53H196ZM211 54V55H210ZM236 54V53H235ZM94 55V54H93ZM184 55V54H183ZM213 55V56H212ZM223 55V54H222ZM244 55V54H243ZM242 55V56H243ZM189 56V55H188ZM187 57V56H186ZM198 57H199V54H198ZM197 57V58H198ZM213 57V58H212ZM259 57V58H260ZM144 58H147V60L145 61L144 60ZM200 58L199 59H196V60H198L197 62H200L201 60H200ZM232 58V57H231ZM238 58H240V57H237V60H238ZM166 59V60H165ZM171 59H172V61H171ZM176 59V60H175ZM207 59V60H208ZM223 59V58H222ZM236 59V58H235ZM252 59V58H251ZM165 60V61H164ZM187 60V61H186ZM220 60V59H219ZM240 61L242 60L241 58L239 59ZM250 60V59H249ZM195 61V60H194ZM209 62H210V60H208ZM208 61H207V64H208ZM235 61V60H234ZM240 61H239V63H240ZM245 60H244V58H243V62H244ZM257 60H255L254 61V63L256 62ZM213 62V61H212ZM220 63H221V60L219 61ZM243 62L241 61V63L243 64ZM258 62V61H257ZM154 63V64H153ZM205 63V64H204ZM211 63V62H210ZM223 63V62H222ZM236 63H237V61H236ZM260 63V62H259ZM245 64V63H244ZM246 64H247V62H246ZM238 65H240V64H238ZM257 65H259V64H257L256 63V65L255 66H257ZM205 66V67H204ZM214 66V65H213ZM221 66H223V65H221ZM243 66V65H242ZM242 66L240 67V68H242ZM247 66H248V64H247ZM250 66V65H249ZM198 68H199V65L197 66ZM215 67H216V64H215ZM258 67V66H257ZM207 68H208V65H207ZM214 68V67H213ZM221 68V67H220ZM224 66H223V68H222V72H225L224 71ZM240 68H239V71H240ZM263 68H264V66H263ZM115 69H118V70H115ZM182 69H187L186 71L188 72V74L187 75H185L184 77H180L179 76V74H180V71L182 70ZM215 69V68H214ZM243 69V68H242ZM244 69H245V67H244ZM243 69V70H244ZM250 69V68H249ZM249 69H247L248 71H249ZM252 69V68H251ZM257 69V68H256ZM205 70V69H204ZM217 70V69H216ZM242 70V71H243ZM120 71V72H119ZM206 71V70H205ZM208 71H209V68H208ZM218 71V70H217ZM116 72H117V74H116ZM119 72V73H118ZM182 72H183V70H182ZM181 72V73H182ZM185 72V71H184ZM204 72V71H203ZM213 72V71H212ZM245 72V71H244ZM206 73H209V72H206ZM218 73L219 72H217V73H215V76L217 75L218 76ZM237 75H235V74ZM238 73V72H237ZM251 73V72H250ZM113 74V73H112ZM119 74H122V77H121V75H119ZM213 74V73H212ZM225 74V73H224ZM240 74V73H239ZM244 74V73H243ZM249 74V73H248ZM263 74H264V72H263ZM111 75V74H110ZM180 75H182V74H180ZM184 75V74H183ZM208 74H206V76H207ZM233 75L236 77H234V79L235 80H233L232 78H233ZM261 75V74H260ZM117 76V77H118ZM214 76V75H213ZM216 76V77H217ZM225 76V75H224ZM226 76V77H227ZM262 76V75H261ZM261 76H258L260 79H261ZM208 77V76H207ZM209 77H210V75H209ZM220 77V76H219ZM238 77V78H237ZM248 77V76H247ZM252 77V76H251ZM111 78H113V77H110V80H112ZM212 78V77H211ZM221 78H222V76H221ZM248 78H250V77H248ZM257 79V80H260V79ZM263 79H264V77H262ZM225 78H223L221 81H222V83H224L225 81V83H227V78H226V80L225 81H223ZM236 79H238V80H236ZM208 80H210V79H208ZM206 81H207V83H206ZM250 81H251V79H250ZM264 81V80H263ZM217 82H218V84H217ZM235 82V83H236ZM258 82V81H257ZM216 85H215V84ZM248 83V82H247ZM156 85H157V87L159 88H157L156 87ZM238 85V86H239ZM263 85V84H262ZM242 86V85H241ZM249 86V85H248ZM261 86V85H260ZM77 87V86H76ZM75 87V88H76ZM80 87V86H79ZM79 87H77L76 88V90H78V88ZM155 87L158 89V90H156V91H154L155 90ZM222 87V88H221ZM223 87H224V89H223ZM258 84H256V94H257V90H258ZM231 90H230V89ZM227 89V91L225 92V90ZM229 89V90H228ZM215 90V91H214ZM61 91V90H60ZM66 91H68L67 89H66ZM73 91V90H72ZM89 91V90H88ZM92 91V90H91ZM224 91V92H223ZM239 91V90H238ZM236 92V93H240V92ZM260 91V90H259ZM23 92V91H22ZM21 92V93H22ZM85 92H86V90H85ZM253 92H255V90L253 91ZM61 93V92H60ZM88 93H91L90 91L88 92ZM94 93V92H93ZM94 93V94H95ZM217 93V92H216ZM235 93V94H236ZM261 92H259L258 94H257V96H256V94L254 93L253 95H252V97L251 98H249L250 99V102H254L253 103V105H252V107L250 108V107H248V108H244V111L242 112V114L241 113H239V116L237 117V119H236V117H235V121H234V124L232 123V125H230V128H228V131H224L223 130V132H222V135L223 136H225V134H227L228 132H229V134H232V137H233V133H231L232 131H233V129L234 128H236V130H239L238 128L240 127L241 128V125L243 124V125H245V124H247V126H249L250 125V127L248 128L247 126L245 127H243V125H242V127L245 129V131L244 132H240V131H237L236 132V130L234 129V131L236 132V133H238V132H240V133H245V132H250L251 130L253 131V132H256V133H258L257 135H256V139L254 138V140H256V143H257V145H256V147H258L257 149L260 151L259 152V154L261 155V157L259 158L258 157V161H260V159H261V162H260V164L262 163V162H264V92L263 93H261ZM172 94V95H171ZM202 94V95H201ZM204 94V95H203ZM211 94H213V93H211ZM227 94V95H226ZM62 95V94H61ZM64 95H66L65 93H64ZM72 95H74V94H72ZM86 95H89V94H86ZM93 94L91 93V95H90V97H93L92 96ZM160 95L162 96V97H164V98H162L161 97V100H160ZM214 96H215V93L213 94ZM212 95V96H213ZM224 95V96H223ZM238 95V94H237ZM236 95V96H237ZM259 95V96H258ZM68 96V95H67ZM70 96V95H69ZM68 96V97H69ZM174 96L172 97V99L174 98ZM177 96V97H178ZM214 96H213V98H214ZM62 97H65V96H62ZM67 97V98H68ZM73 97H75V96H73ZM72 97V98H73ZM176 97V98H177ZM198 97V96H197ZM230 97V96H229ZM241 97V95H239V98ZM242 97H243V94H242ZM56 98H57V96H56ZM67 98L65 97V99H64V106L66 105V102L68 101H70V100H67ZM76 98V97H75ZM166 98H167V100H168V98H170V97H168V96H166ZM175 98V99H176ZM201 98V97H200ZM199 98V99H200ZM215 98H217V97H215ZM214 98V99H215ZM224 98V99H223ZM237 98V97H236ZM62 99V100H63ZM70 99H71V96H70ZM74 99V98H73ZM164 99V101H162ZM171 99V98H170ZM170 99H169V101H170ZM175 99H173V100H175ZM214 99H211V100H213L214 101ZM233 99V98H232ZM235 99V98H234ZM72 100V99H71ZM95 100V99H94ZM94 100H91V101H94ZM166 100V101H167ZM204 100V101H205ZM236 100V99H235ZM55 101L59 104V103H61L60 102V100L59 99H55ZM76 102L77 100L76 99H74L72 102ZM78 101H79V98H78ZM77 101V102H78ZM191 101H193V100H191ZM191 101H187V102H190V103H192ZM203 101V102H204ZM210 101V100H209ZM212 101V102H213ZM217 99H216V102H213L212 103V105L210 104V102L208 103V104H210V106L208 107V108H211L209 111H208V113H206V111H207V109H203V111L201 112V114H200V112L198 113L199 114V116H201V118L200 117H196L195 116V118H193L194 117V114L195 113H193V117H191L192 119L191 120H188L187 121V119L185 120V122L187 121V123H185L186 125L184 126V124H182V123H180V125H182L183 126V128L185 127V129H189V130H192L193 129V131H194V129H196L197 131L199 130V131H201L202 129H207V128H212L213 126H216V122H218L219 123V121L218 120H216L215 119V117L216 116H218V115H215V113L217 114H221L222 112H219L218 110H220V108H222V107H220L219 108V106H221V104L219 105L218 103H217ZM231 101V102H230ZM237 101L239 102V101H241L242 102V99H240V100H238V98H237ZM74 102V103H75ZM82 102V101H81ZM87 102H88V104H90V103H93L94 105H96V106H94V105H91V106H93V107H89V106H87L88 104H87ZM163 102V105L164 106H162V105H160L161 103ZM172 102V101H171ZM177 101L175 100V101H173L171 104L172 105H174L173 103H176ZM186 102V103H187ZM194 102V101H193ZM197 102H199L198 101V99H196L195 100V104L197 103ZM202 102V103H203ZM234 102V103H233ZM63 103V102H62ZM79 103V102H78ZM169 103V106H171L170 105V102H168ZM185 103V104H186ZM200 103V102H199ZM198 103V104H199ZM225 103H223L224 105H225ZM240 103V102H239ZM58 104H55L56 106L58 105ZM72 104V106H73V103H71ZM71 104H70V107H72L71 106ZM77 103H75V106L74 107H72V108H75V107H78V105H76ZM80 104V103H79ZM193 104V103H192ZM195 104L193 105V106H195ZM198 104H196V106L198 105ZM206 104V103H205ZM216 104H218L219 106L217 107L216 106ZM237 102H236V105L235 106H237ZM63 104H61L60 106H62ZM67 105H68V103H67ZM81 106H82V104H80ZM179 104H176V106H178ZM186 105H188V104H186ZM200 105V104H199ZM198 105V106H199ZM59 106V107H60ZM100 106H102V107H100ZM169 106H167L166 105V107H169ZM58 107V106H57ZM65 107H67V106H65ZM69 107V106H68ZM89 109H88V108ZM118 107H120L121 109H119L118 110ZM186 107V106H185ZM201 107V106H200ZM239 107H241L240 105H238L237 106V109H239ZM246 107V106H245ZM16 108V107H15ZM62 108V107H61ZM72 108H70V109H72ZM165 108V107H164ZM172 108H174V107H172ZM196 108V107H195ZM206 108V107H205ZM219 108V109H218ZM64 109V108H63ZM67 109V108H66ZM70 109H69V111L68 112H70ZM78 109V108H77ZM80 109H81V107H80ZM88 109V110H87ZM106 109L108 110V112L106 111ZM117 109V110H116ZM148 109V110H147ZM151 109H153L152 107H151ZM163 109V108H162ZM169 109V108H168ZM176 109V108H175ZM231 110V112H230V115L229 114H227V112L225 113V110L222 108L221 110L225 113V115L228 117V118H230L231 116L232 117H234L232 114H234V112L233 111H235V109L234 110ZM236 109V110H237ZM241 109V108H240ZM247 109V110H246ZM19 110V109H18ZM73 110V109H72ZM114 110H115V112L116 111H119L120 112V115L122 116V113L123 112H126V117L127 116H130V121L129 120H127V119H129V117H127V119H126V117H123V119L125 118L128 122L126 123L125 122V124H124V126H126V124H127V126L128 125H130V122H133V121H135L136 123H138V126H139V128H138V130L137 131H139V135H137L138 134V132L136 133V131H132V133L130 132L131 130H130V127L126 130L125 129V131H127V133H125V131L123 130V128L122 127H124V126H122V125H120L121 123H120V121L122 120H119V117H118V120H117V116H118V114L116 113L115 114V112H114ZM156 110H154V111H156ZM164 110H166V109H164ZM170 110H171V108H170ZM172 110H174V109H172ZM198 110L200 111V109H199V107H198ZM216 110H217V112H216ZM11 111H13V109L11 110ZM67 111V110H66ZM80 110H78V112H79ZM91 111H89V114H87V117H89V119H91V117L93 118V119H95V117L94 116H91V115H93V114H91ZM121 111H123L122 113H121ZM148 111V112H147ZM169 111V110H168ZM195 111V110H194ZM193 111V112H194ZM67 112V113H68ZM71 112H73V111H71ZM81 112V111H80ZM105 113L104 115H102L101 116V114L100 113ZM106 112H107V115H106ZM110 112V113H109ZM118 112V113H119ZM146 112V113H145ZM165 112V111H164ZM170 112V111H169ZM172 112V111H171ZM177 112V111H176ZM181 112V111H180ZM196 112H198L197 110H196ZM233 112V113H232ZM237 112H240V111H238L237 110ZM17 113V112H16ZM15 113V116L12 114V117H11V119H10V122H11V126H13L14 125V123H15V117H16V114ZM64 113V112H63ZM88 113V112H87ZM97 113V114H96ZM114 113V114H113ZM153 112H151L150 114H152ZM155 113V112H154ZM173 113H175V111L173 112ZM178 113H179V111H178ZM177 113V114H178ZM185 113V112H184ZM210 113V114H209ZM224 113L222 114L223 116H225L224 115ZM74 114H77V113H75V111H74ZM79 114V113H78ZM109 114V115H108ZM123 114H125V113H123ZM144 114H146L145 116H147V117H145L144 116ZM163 114H165V113H163ZM166 114H168V116L170 115V114H172V113H167L166 112ZM182 114H183V112H182ZM238 114V113H237ZM68 115V114H67ZM114 115V116H113ZM119 115V116H120ZM156 115H158L159 116V114H158V112H157V114ZM160 115H162L161 113H160ZM209 115V116H208ZM212 115V116H211ZM215 115V116H214ZM229 115V116H228ZM235 115V114H234ZM20 116V115H19ZM69 116V115H68ZM74 115H70L69 116V118L67 117V116H63L62 118H59L57 121H56V123L53 125V130H52V132H51V135L49 136V139H47V140H50V144H48L47 143V145H48V147H49V150L51 151L49 154V157L51 158V159H49L50 160V162L52 161V160H55L56 161V163L58 162V164H56V168H58V171L59 170H61V169H63L64 168V166H66L67 167V164L68 165H70V167H69V169H71V164H74V161L72 162V163H68V162H66L65 163V160H69L70 159V157H74L76 154H78L77 153V145H78V143L76 144V141L78 140V142H82V141H84V137H82L81 135L82 134H80V137L78 136L79 135V133H81V131H80V127H81V124H80V127H79V125H78V127L80 128H78L77 127V124H79L77 121H74V117H73ZM82 116V115H81ZM91 116V117H90ZM151 116H154V115H151ZM164 116V115H163ZM171 116V115H170ZM177 116V115H176ZM179 116H180V113H179ZM182 116V115H181ZM180 116V117H181ZM185 116H187V115H185ZM237 116V115H236ZM18 117V116H17ZM80 117V114L78 115V118ZM86 117V115L83 117L82 116V120H84V123H83V121L81 120V118H80V120L82 121L81 123H83V125H84V128L87 126L86 124H88L90 121H88L87 120V122L85 121L86 119H84ZM102 117H103V119H102ZM162 117V116H161ZM161 117H158L159 119H161ZM175 116H173V118H174ZM184 117V116H183ZM190 117V116H189ZM202 117H204V119L202 118ZM213 117V118H212ZM122 118V117H121ZM155 118H156V116H155ZM154 117H153V119H155ZM177 118H178V116H177ZM185 118V117H184ZM219 117H217V119H218ZM222 118V117H221ZM224 118V117H223ZM226 118V117H225ZM228 118H226V119H228ZM131 119L133 120V121H131ZM146 119V120H145ZM159 119H158V121H159ZM162 119L164 120V117H162ZM172 119V118H171ZM180 119V118H179ZM220 119V118H219ZM102 120V121H101ZM119 122H117V121ZM166 120V119H165ZM168 120V119H167ZM169 120H170V117H169ZM176 120V119H175ZM231 120V119H230ZM230 120H227V122L228 121H230ZM114 121H116V122H114ZM125 121V120H124ZM124 121H123V123H124ZM145 121V122H144ZM153 121V120H152ZM156 121V120H155ZM172 121V120H171ZM220 121H222V119L220 120ZM77 122V123H76ZM97 122H98V125H99V122L101 123V125L103 126H98L97 125ZM104 122H106V121H104ZM164 122H166V121H164ZM173 122H174V120H173ZM225 122H226V120H225ZM226 122V123H227ZM232 122V121H231ZM54 123V122H53ZM86 123V124H85ZM117 124L118 125V127H116L115 126V124ZM129 123V124H128ZM147 123H149V122H147ZM161 123V124H160ZM167 123V122H166ZM175 123V127L176 128H178L179 127V124L177 125V123L176 122H174ZM179 123V122H178ZM20 124H22V123H20ZM91 124H90V129H91ZM134 125H135V123H133ZM132 124V125H133ZM220 124V123H219ZM218 124V125H219ZM105 125V124H104ZM113 125H114V127L115 128H118L117 130H119L120 131V129H121V133L120 132H118V131H116V129H114V131L115 132H118V133H115L114 131H113ZM149 125V124H148ZM221 125V124H220ZM131 126V125H130ZM136 126H137V124H136ZM146 126H147V128H146ZM172 127V125H169V127ZM222 126H223V124H222ZM239 126V127H238ZM18 127V126H17ZM83 127V126H82ZM100 127V128H99ZM110 129H109V128ZM174 127V128H175ZM187 127H189V128H187ZM83 128V130L82 131H84L83 132V134L85 133V134H89V133H91L90 132V129H89V124H88V131L89 132H85L86 131V129L87 128H85L84 129ZM174 128L172 129V130H174ZM181 128V126L179 127V129ZM242 128V129H243ZM248 128V129H247ZM253 128V129H252ZM97 128H94L93 129V131L95 132V131H97L98 130ZM108 129H109V132H108ZM167 129L169 130L170 128H168V126H167ZM76 130V131H75ZM172 130H170V133H171V131ZM175 130H177V129H175ZM195 130V131H196ZM230 130H231V132H230ZM250 130V131H249ZM75 131V132H74ZM101 131V136H103V132ZM124 131V132H123ZM129 131V132H128ZM165 131V130H164ZM164 131H163V133H164ZM180 132L182 131L181 129L179 130ZM193 131H191V132H193ZM194 131V132H195ZM198 131V132H199ZM203 131V130H202ZM202 131H201V133H202ZM205 131V130H204ZM204 131H203V133H204ZM242 131V130H241ZM251 131V132H252ZM258 131H261V133L260 132H258ZM134 132V133H133ZM169 132V131H168ZM168 132L166 133L167 135H169L170 136V134H168ZM175 132H177V131H175ZM186 132V131H185ZM184 131H183V133H185ZM193 132V133H194ZM198 132H196V134L198 133ZM224 132H226L225 134H224ZM98 133H100V131L98 132ZM109 133V134H108ZM131 133V134H130ZM172 133H174V131L172 132ZM200 133V132H199ZM198 133V134H199ZM215 133V132H214ZM260 133V134H259ZM70 134V135H69ZM104 134H105V132H104ZM115 134V135H114ZM118 134H120V136L118 135ZM122 134V135H121ZM128 134H130L129 136H128ZM175 134V133H174ZM176 134H178V132L176 133ZM187 134V133H186ZM188 134H191V133H189L188 132ZM195 134V133H194ZM194 134H192V135H194ZM195 134V135H196ZM197 134V135H198ZM246 134V133H245ZM110 137H109V136ZM167 135L165 136V134H164V136L165 137H167ZM173 135V134H172ZM194 135V136H195ZM220 135V134H219ZM239 135H242V134H239ZM98 136H99V134H98ZM131 136V137H130ZM139 136V137H138ZM163 136V135H162ZM164 136H163V138H164ZM178 136V135H177ZM183 136V135H182ZM181 136V137H182ZM185 136V135H184ZM186 136H189V137H191L192 138V136H190V135H186ZM193 136V137H194ZM222 136V137H223ZM231 136V135H230ZM238 136V135H237ZM82 137V138H81ZM90 137H91V134H90ZM89 135L87 136V138L86 139H88V141L86 140V142L88 143L89 142ZM95 137H97V136H95ZM105 137H103V138H105ZM110 139H109V138ZM173 137H175V135H173ZM172 137V138H173ZM76 138V139H75ZM79 138H81V139H79ZM100 138V137H99ZM128 138H125V139H128ZM136 138V140H138ZM178 138H179V136H178ZM185 138V137H184ZM195 138V137H194ZM223 138H225V137H223ZM234 138V137H233ZM83 139V140H82ZM165 139V138H164ZM171 139V138H170ZM170 139H168L169 141H170ZM175 139V138H174ZM183 139V138H182ZM47 140H46V142H47ZM82 140V141H81ZM92 140V139H91ZM98 140H100V139H98ZM97 140V141H98ZM103 140V139H102ZM129 140V139H128ZM129 140V141H130ZM135 140V139H134ZM158 140V139H157ZM165 140H167V138L165 139ZM192 140V139H191ZM103 141H105V140H103ZM128 141V142H129ZM133 141V140H132ZM153 141V142H152ZM162 142H163V140H161ZM173 141V140H172ZM190 141V140H189ZM192 141H194V139L192 140ZM231 141H233V140H231ZM101 141H99L98 143H100ZM123 142V141H122ZM135 141H133V143H134ZM139 142H140V140H139ZM185 142V141H184ZM243 142V141H242ZM246 142H247V140H246ZM248 142H250V141H248ZM255 142V141H254ZM91 143V142H90ZM103 143V142H102ZM101 143V144H102ZM125 143V141L123 142V144ZM130 143H132L131 141H130ZM153 143V144H152ZM161 143V142H160ZM176 143H178V142H176ZM191 143H193V142H190V144ZM207 143V142H206ZM231 143V142H230ZM239 143H241V142H239ZM252 143V142H251ZM255 143V144H256ZM100 144V145H101ZM140 144V143H139ZM142 144V143H141ZM172 144V143H171ZM189 144V145H190ZM201 144V143H200ZM205 144V143H204ZM217 144V143H216ZM229 144V143H228ZM244 144V143H243ZM243 144H241V145H243ZM253 144V143H252ZM255 144H253L254 146H255ZM115 145H113V146H115ZM127 145H129V143L128 144H126V146ZM135 145H136V143H135ZM153 145V146H152ZM194 145V144H193ZM226 145V144H225ZM245 145V144H244ZM243 145V146H244ZM251 145V144H250ZM252 145V146H253ZM78 146H81V145H78ZM84 146V145H83ZM89 146V145H88ZM97 146H99V145H97ZM104 146V145H103ZM102 146V147H103ZM112 146V145H111ZM126 146H125V148H126ZM130 146H132L133 147V145H130ZM253 146V147H254ZM47 147V148H48ZM87 147V145L85 146V148ZM101 147V149H103ZM109 147V146H108ZM122 147V146H121ZM135 147V146H134ZM153 149H152V148ZM177 147V146H176ZM231 147V146H230ZM245 147H246V145H245ZM256 147H254V149L256 148ZM84 148V149H85ZM91 148V147H90ZM95 148V147H94ZM97 148V147H96ZM138 148V147H137ZM141 148V150H143ZM249 148V147H248ZM26 149V148H25ZM109 149H110V147H109ZM108 149V152L110 153V150ZM122 149H124V148H122ZM127 149H128V147H127ZM129 149H132L131 147L129 148ZM129 149L127 150V151H129ZM135 149V148H134ZM148 149H149V151H148ZM165 149V148H164ZM171 149V148H170ZM48 150V151H49ZM114 150V149H113ZM125 150V149H124ZM124 150H122V151H124ZM139 150H140V148H139ZM138 149H137V151H139ZM85 151V150H84ZM87 151V150H86ZM89 151V150H88ZM104 151H105V147H104ZM107 151V150H106ZM117 153H120L119 154V157H118V154L115 156L116 158H114V161L113 162H115L116 161V165H119V161H120V159H121V157L123 156L122 154L124 153V155H125V152H126V150H125V152H122L121 151V149H119V151H117V149L115 150ZM115 151H113V152H115ZM121 151V152H120ZM136 151V150H135ZM108 152H107V157H108ZM116 152H115V154H116ZM132 152V151H131ZM247 152H250V154H252V151H247ZM254 152V151H253ZM122 153V154H121ZM128 153V152H127ZM134 153V156H135V154H138V152L137 153H135V152H133ZM153 153H154V151H153ZM234 153V152H233ZM238 151H236V153H234V158H233V161H234V159H236V156L238 155V154H240V153H238ZM106 154V152L104 153V155ZM114 154V153H113ZM139 154V155H140ZM148 154V155H149ZM155 154V153H154ZM154 154H150L149 155V157H151V155H153L154 156ZM237 154V155H236ZM127 155V154H126ZM125 155V156H126ZM145 155V154H144ZM192 155V154H191ZM225 155V154H224ZM223 155V156H224ZM229 155V154H228ZM236 155V156H235ZM103 156V155H102ZM133 156V155H132ZM143 156V155H142ZM141 156V157H142ZM190 156V155H189ZM192 156H194V155H192ZM219 156V157H218ZM218 156H216L217 158L215 159V161H213V163L214 164H210V163H208L207 161H199V162H197V165H194V166H192V168L190 169V172H188L189 174L188 175H194V174H197V175H195V176H198V178L196 179V180H194L193 178H190L189 179V177L187 176V175H185V176H187L188 178V180L187 181H189V184L185 181V178L183 179L181 176H180V174H179V170H177V168L180 166V165H178V163H176L177 161H174L175 163H173V164H177V165H173L172 167H170V168H168L167 170L165 169V171L164 172H161L162 174H158V176L159 177H156V179H155V177H154V179H155V181L154 180H149L148 182H150V183H148L147 185L145 184V185H143L144 187H143V190H145V191H147V192H150V191H152V193L150 192V193H148V194H155V193H158L159 195L161 194V193H163L164 195H160V197L161 196H163V197H161V199L162 198H165V199H163L162 200V203L160 202V203H158L159 202V200H161V199H158V201L157 200H155V202H152L151 204H154V205H156V201H157V205H158V207L160 208V207H162L160 210H161V212H159V208H157L158 209V211H156L157 209L155 208V210L154 211H156L157 212V223L158 224H155L156 225V227L157 228H160V229H163V231L162 230H160V231H162V236H163V234L165 233V232H168V228H171L172 227V224L175 226H177L178 227V225H180V224H178L179 223V221H181V225H182V223H183V221L184 222H187V227H185V231H188V229H189V224H191V225H193V224H195L196 222L198 223L200 220V223H203V221L205 220L204 218H205V216H207V213H206V215L203 217V215H204V213H202V214H199V217H198V215H197V212H199L200 210H201V208H200V206L203 204L204 205V203H201V201L203 200L202 199V196L201 195H203V191L204 190H206L205 192H207V190L209 191V189H207L206 187H205V184L206 185H208V183L209 182H211V183H213V181L214 180H216L217 181V179H219L217 182H222L221 181V178H222V176H221V171H223V170H220V168L222 167V160H224V158L221 156L220 157V155H218ZM226 156V155H225ZM224 156V157H225ZM232 156H233V154H232ZM18 157V156H17ZM76 157H77V155H76ZM95 157V156H94ZM124 157V156H123ZM145 157H146V155H145ZM191 157V156H190ZM227 157V156H226ZM229 157V156H228ZM239 157V156H238ZM237 157V158H238ZM19 158V157H18ZM23 158V157H22ZM85 158H87V156L85 157ZM117 158H119V159H117ZM132 158V157H131ZM195 158V157H194ZM197 158V157H196ZM195 158V159H196ZM199 158H201V157H199ZM221 158V159H220ZM223 158V159H222ZM243 158V157H242ZM241 158V159H242ZM17 159V158H16ZM74 159H75V157H74ZM116 159V160H115ZM136 159V158H135ZM148 159V158H147ZM151 159V158H150ZM228 159V158H227ZM239 160H240V158H238ZM88 160H89V158H88ZM119 160V161H118ZM124 160V159H123ZM181 160V159H180ZM237 160V159H236ZM235 160V161H236ZM16 161H18V160H16ZM15 161V162H16ZM20 161V160H19ZM97 161V160H96ZM125 161V160H124ZM132 161V160H131ZM134 161V160H133ZM144 161V160H143ZM160 161V160H159ZM178 161H179V159H178ZM182 161H184L183 163H185V160H183L182 159ZM182 161L180 162V163H182ZM196 161H197V159H196ZM257 161V162H258ZM15 162H14V164L12 165V167H9V174L10 175H13V176H17V177H15L16 179L18 178V182H17V184L19 185V171H21L20 170V167H19V170L15 173ZM69 162H71V161H69ZM88 162V161H87ZM89 162H90V160H89ZM122 162V161H121ZM120 162V163H121ZM240 162H241V160H240ZM244 162H246V160L244 161ZM244 162H243V164H244ZM18 163V162H17ZM78 163V162H77ZM157 163V162H156ZM187 163V162H186ZM220 163H221V165H220ZM226 163V162H225ZM227 163H229V162H227ZM237 163V162H236ZM238 163H239V161H238ZM259 163V162H258ZM52 164V163H51ZM112 165H113V163H111ZM188 164V163H187ZM231 164V163H230ZM240 164V163H239ZM246 164V163H245ZM263 164V163H262ZM23 165V164H22ZM50 165V164H49ZM76 165H78V164H76ZM80 165V164H79ZM88 165H89V163H88ZM92 165H94L93 163H92ZM92 165H91V167H92ZM106 165V164H105ZM121 165H123L122 163H121ZM182 165H184V164H182ZM236 165V164H235ZM241 165V164H240ZM247 165V164H246ZM246 165H243V166H246ZM251 165V164H250ZM21 166V165H20ZM75 166V165H74ZM86 166H87V163H86ZM90 166V165H89ZM89 166H87V167H89ZM111 166V165H110ZM237 167H238V165H236ZM261 166V165H260ZM264 165H262L261 166V168L263 167ZM94 167V166H93ZM112 167H114V166H111V168H110V170L112 169L113 170V168ZM119 167H121V166H119ZM118 166H117V170H118V168H119ZM224 167H225V165L222 167L223 169H224ZM227 167V166H226ZM233 167H235V166H233ZM76 168V167H75ZM122 168V167H121ZM189 168H190V166H189ZM240 168V167H239ZM247 168H249L248 166H247ZM74 168L72 167V170H73ZM84 169H86V168H84ZM120 169V168H119ZM124 169V168H123ZM179 169V168H178ZM244 169H246L245 167H244ZM244 169H242V170H244ZM25 170V169H24ZM82 170V169H81ZM92 170H94V169H92ZM101 170V169H100ZM229 170V169H228ZM239 170V169H238ZM63 171H68V169L66 170H62V172ZM89 171V170H88ZM114 171H116L115 169H114ZM121 171H122V169H121ZM125 171V170H124ZM232 171V170H231ZM240 171V170H239ZM246 171V170H245ZM251 171V173H253V171L252 170H250ZM263 171V170H262ZM61 172V171H60ZM60 172H59V174H60ZM61 172V173H62ZM69 172V171H68ZM70 172H71V170H70ZM79 172H81V171H79ZM184 172V171H183ZM236 172V171H235ZM235 172H233V174L232 175H234V173ZM238 172V171H237ZM49 173L51 174L52 173V171H49ZM72 173H73V171H72ZM86 173V172H85ZM93 173V172H92ZM96 173V172H95ZM113 172L111 171V175H113L112 174ZM115 173V172H114ZM118 173H120V171L118 172ZM223 173V172H222ZM250 173V174H251ZM64 174V173H63ZM68 174V173H67ZM66 174V175H67ZM71 174V173H70ZM77 174V172L74 174L73 173V175H76ZM87 174V173H86ZM107 174V173H106ZM225 174V173H224ZM236 174V173H235ZM261 174H263V172L261 173ZM52 175V174H51ZM223 175V174H222ZM231 175V174H230ZM100 176H101V174H100ZM219 176H220V178H219ZM261 176V175H260ZM81 177V176H80ZM225 177V176H224ZM73 178V177H72ZM101 178V177H100ZM123 178V177H122ZM226 178V177H225ZM53 179V178H52ZM88 179V178H87ZM193 179V180H192ZM227 179H229V178H227ZM226 179V180H227ZM233 179V178H232ZM102 180V179H101ZM148 180V179H147ZM223 181H224V179H222ZM230 180V179H229ZM257 180V179H256ZM53 181V180H52ZM64 181V180H63ZM216 181H215V183H216ZM236 181V180H235ZM54 182V181H53ZM78 182V181H77ZM77 182H75V183H77ZM101 182V181H100ZM108 182V181H107ZM144 182V181H143ZM143 182H142V184H143ZM186 182V184H184ZM229 182V181H228ZM231 182V181H230ZM13 183V182H12ZM69 183V182H68ZM73 183V182H72ZM91 183V182H90ZM92 183H93V181H92ZM215 183H213V184H211V185H213V186H215L216 184ZM224 183V182H223ZM232 183H233V181H232ZM82 184V183H81ZM89 184V183H88ZM87 184V185H88ZM104 184V183H103ZM149 184H150V186H149ZM184 184V185H183ZM219 184V183H218ZM217 184V185H218ZM13 185H14V183H13ZM70 185H72V184H70ZM74 185V184H73ZM80 185V184H79ZM101 185V184H100ZM189 185V186H188ZM224 185V184H223ZM236 185V184H235ZM264 185V184H263ZM82 186H83V184H82ZM213 186H210V184H209V187H212L213 189H214V187ZM224 186H226V185H224ZM223 186V187H224ZM232 186V185H231ZM260 186V185H259ZM19 187H20V185H19ZM139 187H140V190H142L141 189V186H138V189H139ZM208 187V186H207ZM221 187V186H220ZM222 187V188H223ZM229 186H227L226 188H228ZM206 188V189H205ZM222 188H220V189H222ZM225 188V189H226ZM71 189V188H70ZM169 190L170 192H173V193H166V191L167 190ZM212 189V190H213ZM218 190H220L219 188H217ZM228 189H231L230 187L228 188ZM263 189V188H262ZM75 190V189H74ZM77 190V189H76ZM137 190V189H136ZM164 190H165V193H164ZM212 190H210V191H212ZM215 190V189H214ZM212 191L213 193H215L216 191H218V190H215V191ZM18 191L19 190H17V189H14V197H16V198H19V196H18ZM70 191V190H69ZM168 191V192H169ZM192 191H193V193L195 192H198V195H200V196H198L197 195V193H196V195L198 196V197H200V199H202V200H200L199 202H200V205L199 204H196V203H199L198 202V200H199V198L198 199H195L194 197L196 196H192V195H190V193H192ZM223 191H225V190H223ZM223 191H221L222 193L220 194L219 192V194H220V196H223L222 194H223ZM231 191H232V189H231ZM238 191V190H237ZM263 191V190H262ZM20 192V191H19ZM72 192V191H71ZM75 194L77 193V192H74ZM138 193H139V191H138ZM228 193H229V191H228ZM69 194V193H68ZM72 194V193H71ZM143 194H144V192H143ZM157 194V195H158ZM168 195L167 197H166V195ZM170 194H171V196L172 195H174V196H170ZM205 194V193H204ZM206 194H209L208 192L206 193ZM217 194V193H216ZM218 194V195H219ZM225 194L227 195V193L225 192ZM233 193L231 192V195H232ZM74 195V194H73ZM159 195H158V198H159ZM214 195V194H213ZM230 195V194H229ZM18 196V197H17ZM71 196V195H70ZM165 196V197H164ZM170 196V197H169ZM204 196L205 195H203V198H204ZM210 196V195H209ZM25 197V196H24ZM157 197V196H156ZM206 197H208L207 195H206ZM264 197V196H263ZM262 197V198H263ZM154 198V197H153ZM167 198V199H166ZM212 198V197H211ZM232 198H234V197H232ZM141 199H143V198H141ZM145 199H146V196H145ZM228 199V198H227ZM235 199V198H234ZM19 200V199H18ZM69 200V199H68ZM137 200V199H136ZM144 200V199H143ZM230 200H232V199H230ZM261 200V199H260ZM263 200H264V198H263ZM17 201V200H16ZM139 201V199L136 201V203ZM153 201H154V199H153ZM197 201V202H196ZM205 201H206V198H205ZM204 201V202H205ZM211 201V200H210ZM20 202V201H19ZM25 202V201H24ZM140 202H142V200H140ZM229 202V204H230V201H228ZM260 202H262V200L261 201H259V203ZM28 203V202H27ZM139 203V202H138ZM149 203H150V201H149ZM213 203V202H212ZM211 203V204H212ZM263 203V202H262ZM21 204V203H20ZM142 204H146L145 202L144 203H142ZM147 204H148V202H147ZM161 204V206H159ZM261 204V203H260ZM148 205H150V204H148ZM154 205H153V207H154ZM157 205H156V207H157ZM163 205V206H162ZM169 205H175V206H183V207H185V209H186V211L188 212H186V213H183V214H181L182 212H180L181 211V208H179V212H180V214L177 212V211H175V212H177V215L175 216V217H172V211L169 209V208H171V207H169L168 208V210H170L169 212H168V214H167V207L169 206ZM235 205V204H234ZM151 207H152V205H150ZM150 206H148V207H150ZM165 206V207H164ZM175 206H173V207H175ZM231 206H232V204H231ZM24 206H21V210L23 211V218L25 219V222L26 223H28L30 226H32L33 228L34 227H37V226H40L39 224H38V222H36V220H33L32 221V219L30 218V216L29 215H31V213H30V209H29V207H28V209H29V213L27 212V211H25V209L23 208ZM131 208V206H128V208ZM150 207V208H151ZM152 207V209H154ZM200 209L199 211H197L198 210V208ZM204 207V206H203ZM263 207H264V203H263ZM129 208V209H130ZM136 208V207H135ZM46 209V208H45ZM144 209V208H143ZM146 210L148 209V208H145ZM152 209H150V210H152ZM124 209H121V211H123ZM140 211H138V214L140 213V216H142V211H141V209H139ZM145 210V211H146ZM172 210H173V208H172ZM175 210V209H174ZM173 210V211H174ZM128 212H129V210H127ZM144 211V212H145ZM154 211L152 210V212L154 213ZM209 211V210H208ZM262 211H264V209L262 208ZM262 211H260L261 212V214L262 215H260V217L259 218H261L262 216H264L263 214L264 213H262ZM46 212V211H45ZM131 212H132V210H131ZM147 212V211H146ZM146 212H145V214H146ZM201 212H204V211H200V213ZM211 212V211H210ZM209 212V215H211V213ZM219 212V211H218ZM224 212V211H223ZM229 212V211H228ZM42 213H44V212H42ZM115 213H117V214H120V212L118 211H116ZM148 213H151V211L150 212H147V214H146V217H148L149 216V214ZM29 214V215H28ZM49 214V213H48ZM124 214V213H123ZM131 214V213H130ZM132 214H134V213H132ZM154 214H156V213H154ZM167 214V215H166ZM173 214H175V213H173ZM216 214V213H215ZM229 214V213H228ZM44 215V214H43ZM171 215V216H170ZM184 215V216H183ZM202 217H201V216ZM217 215H219L218 213H217ZM216 215V216H217ZM220 215H222V213L220 214ZM224 215H226V214H224ZM134 216L136 217L137 216V214H134ZM134 216L132 215L131 216V219H132V221H131V219H129L128 218V220L129 221H131L132 223H134L132 226H133V228L131 227V229H130V223L131 222H129V226L127 227L128 229H126V231L127 230H129L130 232H127V234L129 235L130 233V235H132V236H134L135 235V233L141 228V227H139L140 226V224H139V222H138V224L136 223L138 220H139V218H134ZM151 216H153V214L151 213ZM44 217V216H43ZM137 217H139V216H137ZM143 217V219H144V215L142 216ZM154 217V216H153ZM155 217H156V215H155ZM209 217V216H208ZM226 217H227V215H226ZM225 217V218H226ZM35 218V217H34ZM33 218V219H34ZM135 220H137V221H134V219ZM213 218V217H212ZM258 218V219H259ZM47 219V218H46ZM45 219V220H46ZM148 219H149V217H148ZM152 219H154V218H152ZM152 219H150L151 221H149V220H147V218H146V221H148V222H152ZM156 219V218H155ZM219 219V218H218ZM251 219V218H250ZM264 219V218H263ZM262 219V220H263ZM171 220H173V221H171ZM191 220H193V222H195L196 220V222L195 223H190L191 222ZM213 220V219H212ZM220 220V219H219ZM254 220H255V218H254ZM134 221V222H133ZM167 221V222H166ZM178 222V223H175L174 224V222ZM221 221V220H220ZM250 221V220H249ZM256 221H257V219H256ZM49 222V221H48ZM141 222H143L142 220H141ZM147 222V224H146V226H148L149 227V225L151 224H149ZM153 222H155V221H153ZM172 223L171 224V226H169L170 224L169 223ZM216 222V221H215ZM259 222H260V219H259ZM131 223V224H132ZM168 223V224H167ZM195 224V225H193V226H196V225H198V224ZM199 223V226L201 225ZM204 223H206V220H205V222ZM248 223V222H247ZM258 223V222H257ZM136 224V225H135ZM149 224V225H148ZM153 224V223H152ZM178 224V225H177ZM183 224H185V223H183ZM209 224H210V222H209ZM212 224V223H211ZM214 224H216V223H214ZM219 224V223H218ZM222 224H223V221H222ZM225 224V223H224ZM249 225H250V222L248 223ZM255 224V223H254ZM138 225V226H137ZM143 225H145V224H143ZM190 225V227L191 228H193L192 226ZM202 225H204V224H202ZM207 225V224H206ZM248 225V226H249ZM258 225V224H257ZM264 225V224H263ZM136 226H137V228H139V229H137L136 228ZM145 226V227H146ZM169 226V227H168ZM175 226V227H176ZM184 226H186V225H183L182 226V228H184ZM218 227H219V225H217ZM247 226V227H248ZM253 226V225H252ZM135 227V228H134ZM151 227H153L152 225L149 227L150 229H151V231H157L158 233L160 232V231H158V230H156L157 228L155 227V229H153L152 230V228ZM174 227V228H175ZM181 226H179V228L178 229H182V228H180ZM198 227V226H197ZM206 227V226H205ZM205 227L203 226V231L204 230H206L207 229V231H208V228H206L205 229ZM214 227V226H213ZM231 227V226H230ZM243 227V226H242ZM242 227H241V229H242ZM245 228L246 229V231H249L248 230V228ZM250 227V226H249ZM257 227V226H256ZM262 227H264V226H262ZM149 228H148V231H146L147 230V227H146V230H144V228L142 229V231H141V233H136V236H134V240H132L131 241V239H132V237H129V236H127V234H126V236H127V242H134L135 241V243L137 244V246H132L133 244L135 245V243H133L131 246L129 245V247H130V253L128 254V253H126V254H128L126 257H123V258H126V259H129V258H133L134 259V261H133V259L131 260V259H129V260H125L126 262H129V264H131L132 262V264H136L137 262H135V259H137L136 261H138V257H139V260H141V258H143V260H141L142 261V263L143 264H147V263H149V264H164L163 262L164 261H162L163 259L162 258H164V256L166 255V251L164 252V253H162L161 251L162 250H165V249H167L166 247H167V245H169V247H170V250H172V251H174V254H175V252L177 253V255L175 254V257L176 258H178V259H180L179 257H181V261L184 259V261H185V259H186V257L188 256V255H186V257H185V254H182V253H184V251L182 250V253L181 252H179L180 251V246L182 245V241H180L181 242V245L179 244V246H178V248H180V249H178L177 247H175V245L177 246V244H175V243H173L174 241V239L173 238H179V237H173V235H172V238H171V229L169 230V231H171L169 234L167 233V235H169V237H166L167 239H166V242L168 241V243H166L165 242V247H163L164 246V240H165V238L163 239V238H161V237H158V239H159V241H158V239L157 238H155V239H157V244H158V242H160V241H162L163 242V245L162 246H159V245H157V244H155L156 243V241H155V239H153L154 238V236H152L153 235V232H151V231H149ZM186 228H188L187 230H186ZM210 228V227H209ZM214 228H216V225H215V227ZM222 228H225V227H223V225H222ZM235 228V227H234ZM236 228H237V226H236ZM259 228V227H258ZM258 228H256V229H258ZM133 229V230H132ZM193 229H195V228H193ZM199 229V228H198ZM202 229V228H201ZM252 229H253V227H252ZM260 229V228H259ZM135 232L134 234H133V232ZM144 230V231H143ZM210 230H212V229H210ZM223 230V229H222ZM254 231H255V229H253ZM115 231V230H114ZM146 231V232H145ZM184 231V232H185ZM190 231H192V230H190ZM190 231H188V232H190ZM207 231H204V232H207ZM219 231V230H218ZM221 231V230H220ZM220 231H219V233H220ZM226 231V230H225ZM245 231V232H246ZM252 231V230H251ZM251 231H250V233H251ZM254 231H252L253 233H254ZM260 231H263L262 229L260 230ZM109 232H111V231H109ZM139 232V231H138ZM147 232H150V233H147ZM154 232V233H155ZM156 232V233H157ZM175 232V231H174ZM174 232H172V233H174ZM177 232H182V231H177ZM201 232V231H200ZM204 232H203V234H204ZM232 232H233V230H232ZM241 232V231H240ZM258 233L259 231L257 230V231H255V233ZM113 233V232H112ZM146 233V234H149V235H146V236H144V234ZM152 233V234H151ZM219 233H217V235L219 236V235H221V234H219ZM222 233V232H221ZM223 233H224V231H223ZM222 233V234H223ZM238 233V232H237ZM255 233H254V235L252 236L253 238H254V236H255ZM264 233V232H263ZM141 235V236H139V235ZM179 233H176V236L178 235ZM183 234H185V233H183ZM241 234V233H240ZM252 234V233H251ZM259 234L261 235V233L259 232ZM259 234H256V236H258V240H260V243H261V245H263L262 244V239H263V237L261 236V237H259L260 235ZM151 235V236H150ZM156 235V234H155ZM157 235H160V233L159 234H157ZM167 235H164V236H167ZM180 235V234H179ZM178 235V236H179ZM187 235H190V234H188L187 233ZM224 235V234H223ZM226 235V234H225ZM237 235H239V234H237ZM112 236V235H111ZM147 236H150L151 238L149 239V238H147V240H145L146 239V237ZM175 236V235H174ZM184 236V235H183ZM203 236V235H202ZM242 236H244L245 237V235H242ZM242 236L240 235V238H242ZM128 237L130 238V240L128 239ZM138 237H140V238H138ZM141 237L143 238V239H141ZM156 237V236H155ZM185 237V236H184ZM210 237V236H209ZM208 237V235H207V237H206V240H207V238L208 239H210ZM220 237V236H219ZM232 238H233V236H231ZM231 237H230V240H231ZM28 238V237H27ZM137 239V241H136V239ZM160 238L162 239V240H160ZM170 238V239H169ZM183 238V237H182ZM215 238V237H214ZM213 238V239H214ZM222 238H224V237H222ZM240 238H238V239H236L235 238V240H240V242H242L241 240L242 239H244V238H242V239H240ZM138 239H141V240H139V241H141V242H139L138 241ZM154 241H153V240ZM173 239V240H172ZM184 239V238H183ZM186 239V238H185ZM216 239V238H215ZM220 239V238H219ZM234 239V238H233ZM249 239V238H248ZM170 240L171 241H173V242H170ZM224 240V239H223ZM222 240V241H223ZM254 240H256V242H254L255 244H253V245H255V246H253L252 248H254V249H251V247L249 246V244L247 243V247H248V250L250 249L251 251L253 250V251H255V248L257 247L256 246V244H257V242L259 243V241L255 238ZM254 240H252V241H254ZM176 241H178V240H176ZM219 241V240H218ZM217 241V243L216 242H214L213 244H215L216 243V246L217 245H219L218 247L220 248V250H219V248H217L216 250H218L219 251V253L221 252V249L223 248L224 249V246L222 247V244L220 245V243L221 242H218ZM227 240H225V242H226ZM232 241V240H231ZM246 241V240H245ZM244 241V242H245ZM199 242V241H198ZM229 243H230V241H228ZM225 243V244H227V245H229V243ZM233 242V241H232ZM243 242V243H244ZM263 242H264V240H263ZM150 243V244H149ZM161 243V242H160ZM159 243V244H160ZM184 243V242H183ZM204 243H207V241L205 242V240H204ZM234 243V242H233ZM233 243H230L232 246H238L239 248H238V250L240 249V248H243L244 250H245V248L247 249V247H245V243H244V247H241L243 244L242 243H239V245H241V246H239L238 245V242H236L235 241V243H236V245L234 244L233 245ZM260 243H259V245L258 246H261L260 245ZM116 245H117V243H115ZM155 244V245H154ZM162 244V243H161ZM160 244V245H161ZM174 246H173V245ZM211 245V248H213V246H215V245ZM43 245V244H42ZM42 245H40V244H38V247H37V245L33 242L32 244H29L28 242H27V239H26V242H25V246L28 248L29 246H31V248H32V250H33V253L34 252H37V249L40 247H43ZM146 245H150V247H146V250H148L149 248V250L148 251H146L145 250V246ZM157 245V246H156ZM186 245H187V243H186ZM195 245H197V244H195ZM204 245V244H203ZM226 245V246H227ZM119 246V245H118ZM156 246V247H155ZM172 246V247H171ZM197 246H199L200 247V245L198 244ZM215 246V247H216ZM230 246V245H229ZM229 246H228V248H229ZM232 246H230V247H232ZM129 247H127L128 249H126L125 248V250L123 249V251H129ZM139 248V250H137L138 251V253H136V249H138ZM155 247V250H157L158 251V248L159 247H161V251H160V248H159V251L161 252V255H160V253L158 254V252H156V251H153V248ZM158 247V248H157ZM168 247V248H169ZM173 247H175V248H173ZM187 247V246H186ZM199 247H194V248H199ZM214 247V248H215ZM222 247V248H221ZM250 247V248H249ZM263 247V246H262ZM132 248V249H131ZM134 248V249H133ZM152 248V249H151ZM157 248V249H156ZM183 248V247H182ZM192 248H193V246H192ZM206 248V247H205ZM204 248V249H205ZM210 248V249H211ZM227 248V247H226ZM233 248V247H232ZM236 249H237V247H235ZM235 248H233V249H235ZM259 248V247H258ZM109 249V248H108ZM176 249H178L177 251H175ZM186 249V248H185ZM184 249V250H185ZM210 249H208V247L206 248V252L207 253H210ZM230 249V248H229ZM263 249H264V247H263ZM133 250H135V253L137 254H134V252H132ZM140 250H142V251H146V254L148 253V256L149 255H151L152 256V254H154L153 252H155L156 254H154L153 256V258L152 257H150L149 256V259L150 258H152V259H150V261L147 259V261H146V258H148V256L145 254V252H144V254H143V252H141ZM153 252H152V251ZM169 250V251H170ZM187 250V249H186ZM192 250V249H191ZM194 250V249H193ZM196 250V249H195ZM202 250V249H201ZM212 250V249H211ZM231 250V249H230ZM237 250V251H238ZM242 250V249H241ZM244 250H242V251H238L237 253V256L239 255V254H241V253H243V252H245ZM259 250H261V249H259ZM110 251V250H109ZM122 251V250H121ZM122 251V252H123ZM126 251V252H127ZM171 251V252H172ZM217 251V252H218ZM232 251V250H231ZM236 251V250H235ZM235 251H233V252H235ZM256 251H258L257 249H256ZM40 252V251H39ZM132 252V253H131ZM141 252V253H140ZM149 252H150V254H149ZM151 252H152V254H151ZM168 252V251H167ZM186 252V251H185ZM197 252V251H196ZM212 252V251H211ZM227 251H225V253H226ZM229 253H228V255L231 253L230 251H228ZM232 252V253H233ZM239 252H241V253H239ZM247 252H249V251H246L245 253H247ZM108 253V252H107ZM203 253V252H202ZM204 253H205V251H204ZM214 253H215V258L214 257H212V256H214V254L212 253L211 255L210 254H208L209 256H210V258H207V259H210V261H211V263L213 262V264H214V262H216V260H218L219 262L221 261V260H225L226 261V258L224 257H221L220 258V256L221 255H219V257H216V255L217 254H219V253H217L216 254V252L214 251ZM222 253V252H221ZM223 253H224V251H223ZM253 253V252H252ZM262 253V252H261ZM264 253V252H263ZM123 254V253H122ZM134 254V255H133ZM172 254H173V252H172ZM172 254H170L171 256H169L168 255V253H167V257L169 258H167V257H165L164 258V260L167 258L168 260H171V258H172V256H173V260H175L176 261V259L174 258V255H172ZM178 254H180L179 255V257H178ZM235 254H236V252H235ZM234 254V255H235ZM249 254V253H248ZM258 254H260V253H258ZM35 255V254H34ZM134 257H133V256ZM144 255H146V257L144 258ZM163 255V256H162ZM182 255H184V257H182ZM192 255H193V253H192ZM204 255H207V254H204ZM243 255H244V253H243ZM247 255V254H246ZM123 256V255H122ZM130 256H132V257H130ZM142 256V257H141ZM194 256V255H193ZM233 256V255H232ZM231 256V257H232ZM241 256V255H240ZM252 255L250 254V257H251ZM264 256V255H263ZM129 257V258H128ZM136 257V258H135ZM141 257V258H140ZM207 256H205V257H203V259L204 258H206ZM235 256H233V258H234ZM248 257H249V255H248ZM252 257H254V256H252ZM251 257V258H252ZM192 258V257H191ZM190 258V259H191ZM213 258V259H212ZM217 258V259H216ZM219 258V259H218ZM228 258H230V255L228 256ZM227 258V259H228ZM238 258V257H237ZM262 258H264V257H262ZM144 259H145V261H144ZM202 259V260H203ZM231 259V258H230ZM229 259V260H230ZM240 259L242 260V257H240ZM239 259V260H240ZM243 259H244V257H243ZM259 259H260V257H259ZM202 260H201V262H202ZM215 260V261H214ZM229 260H228V262H229ZM234 260H237L236 258L234 259ZM245 260V259H244ZM253 260V259H252ZM256 260V259H255ZM264 260V259H263ZM131 261V262H130ZM141 261H140V263L139 264H141ZM166 261V260H165ZM172 262V260H171V262L170 261H168V263H172V264H180L181 263V261H179L178 263L177 262ZM178 261V260H177ZM184 261H182V263L184 262ZM200 260H198V262H199ZM254 261V260H253ZM4 262V261H3ZM9 262H10V264H16L14 261H10L9 260ZM8 262V263H9ZM135 262V263H134ZM144 262H146V263H144ZM167 262V261H166ZM190 263H191V261H189ZM197 262V261H196ZM200 262V263H201ZM222 262V261H221ZM220 262V263H221ZM227 262V261H226ZM225 262V263H226ZM227 262V263H228ZM241 262V261H240ZM242 262H245V261H242ZM247 262V263H246ZM245 263L246 264H248V262H251V261H246ZM259 262H260V260H259ZM259 262H257V263H259ZM264 262V261H263ZM262 262V263H263ZM167 263V264H168ZM181 263V264H182ZM210 263V262H209ZM210 263V264H211ZM218 263V262H217ZM220 263H218V264H220ZM232 263V262H231ZM244 263V264H245ZM252 263V262H251ZM250 263V264H251ZM255 263V262H254ZM256 263V264H257ZM128 264V263H127ZM184 264V263H183ZM185 264H188V263H186V261H185ZM208 264V263H207ZM235 264H238L237 262L235 263Z\"/></svg>",
    "mask_w": 264,
    "mask_h": 264
},
{
    "label": "water",
    "instance_id": "water-1",
    "mask_svg": "<svg viewBox=\"0 0 264 264\" xmlns=\"http://www.w3.org/2000/svg\"><path fill=\"white\" fill-rule=\"evenodd\" d=\"M3 17L0 0V264H8L9 260H14V255L18 257L16 251L23 254L27 250L25 242L30 236L21 226L25 219L18 212L15 186L9 174L18 135L15 126H11V110L17 105L21 92L36 82L39 73H45L48 66L43 64L46 57L42 49L37 51L21 43L15 44L2 32L1 26L10 20L7 15Z\"/></svg>",
    "mask_w": 264,
    "mask_h": 264
}]
</instances>
